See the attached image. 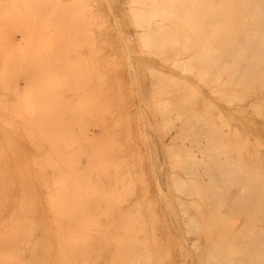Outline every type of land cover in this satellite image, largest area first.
<instances>
[{
    "label": "rangeland",
    "instance_id": "obj_1",
    "mask_svg": "<svg viewBox=\"0 0 264 264\" xmlns=\"http://www.w3.org/2000/svg\"><path fill=\"white\" fill-rule=\"evenodd\" d=\"M1 1H3V0H0V2ZM9 1H10V3H7ZM9 1L6 0V1H3L2 3H0L1 8L5 7V9H1V8L0 9L5 10L2 12L3 13L6 12L7 16H8L6 18V13L2 14V12L0 11V15L1 16L3 15L2 16L3 18L0 16V88H1L0 91L2 92V93L0 92V102H1L0 105L5 103L4 101L2 102V100L4 99L2 96H3V93H5V89H4L5 85H3V84H7L9 86L11 85L13 87H14V84H16L15 86H17V87H14L15 89L13 88V90L14 91L16 90L15 94L17 93L16 95H19L20 97L25 96L22 94L29 92L32 89L31 88L32 85H36L37 86V87L35 86L36 89H34V87L32 86L34 89L33 90L34 92L32 90L29 92L30 96L32 95L31 96V100H32L31 102L32 103H28L29 104L28 107L30 106L31 109H29L30 108L29 107L28 111L29 110L30 111L25 113V117L27 116L25 121H27L26 124H29V125H31V124L37 125L39 122V125H37L38 126L37 128L34 126V127H31V129H30V126H27L24 124L25 128L23 125L22 127L18 128L19 131L13 130L9 126L7 127L5 124L6 123V117H5V115L2 114L3 113V106L1 105V107H2V109L0 110V124H1V126L7 127V129L10 128V130L9 129L8 130L10 132L14 131L15 134L21 133L20 134L21 136L18 134L17 135L20 138L21 137L22 138L20 139L18 136H16L13 133H11V136H10L9 131H7L6 128L3 129V127H2L0 130V133H1L0 134V140H1L0 141V239L2 237V239L0 240V254H1L0 255V264H55V263L56 264H59V263L60 264H72L75 260H72L73 262L69 263L71 261V260H69L70 258L76 259V261L74 262L75 264H185V263L186 264H201V263L202 264H226V262H230V263L232 262V264H235L234 259L237 260L236 261V264H237L238 259H240L242 256L246 260V262H245L246 264L248 262H249V264H252V263L253 264H256V263L257 264H264V257H263L264 256V247H263L264 238H261V237H263V235H261V234H264V230H263L264 226H261L262 229L259 226L260 223H261L260 225L264 224L263 221H262L263 223L261 222V220H264V219H262L264 216L263 215L264 213H262V212H264V60H263L264 59V55H263L264 53L261 54L262 52H264V45L261 44V42L264 43V39H263L264 33L261 32V30L264 31V2H263L264 0H259V1L258 0H248L249 1V2H247L248 5L246 4V7H247L246 9H248L247 10L248 13L246 12V15H244V16H246V18H244V17L242 18V16L240 17V16L231 15V13H229V11L227 9V7H229L228 3H227L228 5L222 6L223 8H225V9L221 10L222 14L216 13V11L214 10L216 5L213 4L212 0H206V1H208L207 5L209 3L208 7L205 6V4H206L205 1L202 2L201 0L200 1L198 0L199 4H202L203 7H207L209 10L207 8H206L207 10H205V8H202V7H200V9L198 10L196 8L197 7L196 6V7H194L195 8V11H194L193 10L194 9L193 4L191 3L190 5H191L193 11L189 12L190 13L189 15L190 16L194 15V16H192V20L196 19V22L198 24L199 23L204 24L201 22H205V20H207L206 21L207 25L205 23L204 25H201V27H199V25L196 22H194V20L192 22H190L191 20L190 21L188 20V23L195 25L193 27H196V25H198V27L200 28V29L199 28L197 29V27H196V29L198 31H194L195 28L192 30L191 28H193V27L189 26V24H187V23H184V22H186V20L188 18H190L189 16H188V18L186 16L187 19H184L185 18L184 16L186 15V13H185V15L183 14V17H184L183 20H185V21L182 23L183 20L180 18L181 13L183 11V8L186 5H188V4H185L184 1H186V3H189V2H187L188 0H182V1L179 0L178 4H180L181 2H183L185 4V5H183V3L180 4L181 6H184L181 10V13H179L180 14L179 18L182 21L180 20L181 21L180 22L179 18H177L179 22L170 21V20L166 21V18H165V20L164 19H161V20L158 19V21L154 20L152 22L153 28L151 29V32L149 33V34H151L150 35L151 39L149 38V36H148L149 39L144 37L147 34L144 35L145 32H143L141 27L138 28L137 25H135L133 15H132L133 11H130V9L132 7H131V5H129L127 3L128 0H81V1L77 0V2H75V0H63V1L62 0H38L39 2L37 0H32L33 2L28 1L29 3H27V0H26L25 1L26 5H25L23 0L22 1L16 0L18 2H15L14 0L13 1L9 0ZM35 1H37V2H35ZM42 1L45 3H43ZM192 1L194 3V1H197V0H192ZM13 2L15 5H18L17 8H19V10L16 8H14L15 10L13 9V6H14ZM21 2L24 3L23 6H22ZM40 2H41V4H40ZM170 2H171V0H166L165 5H164L166 7L165 8L166 12L169 14L171 12L170 11L171 8H172V11L174 12L173 6L171 8H169L171 6V5H169ZM6 3H7V5H6ZM37 3L39 4V6ZM11 4H13V5H11ZM29 5L31 6V10H30L31 12L29 11V9H30ZM36 5L38 6V8H41V9L39 10ZM41 5H43V6H41ZM80 5L83 7V8L82 7L81 8L84 11L80 8ZM180 5H178L179 9H181ZM196 5H198V4H196ZM10 6H11V9H13V10H10ZM71 6L74 8H72ZM188 6H186V8H184V9L185 10L189 9ZM198 6H200V5H198ZM7 7L9 8V10ZM111 7L113 8V11H112ZM175 7H177V6L175 5ZM34 8H37V9L34 10ZM70 8H72L73 11L70 10ZM196 9H197V11H196ZM7 10L10 11V14H13L14 12L16 14L9 15V12H7ZM16 10H18V12H20V13H17ZM165 10L161 11V13L159 15H163L162 12H165ZM200 10H203L204 12L202 11V12L197 13ZM258 10L260 11V13ZM178 11H180V10H178ZM178 11H176L177 14H178ZM24 12H25V14L22 15L21 13H24ZM38 12H39V16H38L39 19L37 18ZM73 12H75V13H73ZM173 12H171L172 15L171 14L170 15L175 18V16L173 15L174 14ZM31 13H33V14H31ZM112 13H114V15ZM202 13L203 14L205 13L203 15V17H206V19H203V17H201ZM86 14H88V15H86ZM177 14L175 13L176 16H177ZM247 14H249V15H247ZM260 14H262V15H260ZM19 15H20V18H18ZM27 15H29L30 18H28ZM79 15H80V18H79ZM106 15H108V17ZM112 15H113V17H112ZM166 15L167 14H165V16L164 15L163 16L166 17ZM170 15H168L169 18H171V20H174ZM163 16H161V17L163 18ZM195 16L201 17L202 20L199 17L197 18ZM226 16H228V17H226ZM84 17L87 18V19L85 18V20H87V23L84 20ZM114 17L115 18L117 17V18L115 19ZM193 17H195V18H193ZM237 17H239V18H237ZM231 18H234V19H231ZM64 19H65V21H64ZM114 19L117 20V24H116V21H114ZM197 19H199L200 21ZM248 19H250V20H248ZM74 21L76 24L74 23ZM82 21H84V22H82ZM110 21H112V22H110ZM243 21H246V23L245 22L243 23ZM113 22L115 24H113ZM154 22L157 24H155ZM175 22H176V25L179 24L178 25L179 28H175V27H177L175 25ZM251 22H253L252 27L253 28L255 27L258 31L255 28L253 29L252 27H250ZM77 23L78 24L81 23V24L77 25ZM59 24H61L59 26L60 29H59V27H57ZM168 24H170V26H171V24H173L170 28H173L174 32L172 31V29L168 28V26H169ZM209 24L214 29H212ZM76 25L79 26L78 28L80 29V31H78L79 29L76 28L77 27ZM120 25L124 30L120 27ZM34 26H35V28H34ZM186 26H188V27H186ZM36 28H37V30H35ZM114 28H115V30H114ZM57 29H58V32H57ZM118 29H119V31H118ZM175 29H178V30L184 29L185 30V31L184 30L178 31L181 34L180 36H182V39L181 38L179 39V33L176 32ZM83 30L85 32L86 31L87 32L85 33ZM121 30H123V31H121ZM163 30H165V31H163ZM167 30H168V33H170L171 35L175 34V36L177 37V41H176V37L173 36V38L171 37L173 42H170L171 41V39L169 40L170 35L168 34L169 35L168 36L166 34ZM169 30H171V32ZM160 31H162V32H160ZM112 32H115V33H112ZM164 32H166V33H164ZM191 32H192V34H191ZM227 32H229V33H227ZM117 33H118V35H117ZM163 33L166 36H164ZM195 33L198 36H196ZM210 33H212V35H210ZM231 33L234 34L235 37ZM240 33H241V35H240ZM39 34H41V35H39ZM58 34H60L61 36L59 37ZM140 34L141 35L143 34V35L140 36ZM186 34H187L188 38H187ZM222 34H224V35H222ZM237 34L239 35L240 38H246L249 36L248 37L249 39L248 40H246L247 38L243 39L242 40L243 42H242L241 39L238 38ZM33 35L35 36L36 39L34 38ZM115 35H117L118 38L115 37ZM121 35H123V36L121 37ZM214 35H215V37H214ZM217 35H220V36L218 37ZM227 35L232 37V38H230V37L228 38ZM244 35L246 37H244ZM3 36H5V37H3ZM163 36L165 37V39H163L164 41H167V37H168L169 43L168 42L164 43V41H161V38H163ZM225 36H226V38H225ZM254 36H255V38H254ZM143 37H144V39L146 38V40H150V41H147L149 44V47L147 46V43L145 42L146 40H143ZM190 37H191V39H190ZM58 38H59V40H58ZM140 38H142V39H140ZM67 39H68V41H67ZM101 39L103 41H101ZM125 39L127 42L125 41ZM158 39H160V41ZM178 39H179V41L181 40L180 42L183 44H179L180 42L178 41ZM203 39L204 40L207 39L209 44L213 42L211 44L212 46L209 45L213 48L207 47L208 46V45H206L207 41L204 42ZM223 39L225 40V42ZM228 39H229V41H228V43H226ZM32 40H34V41L32 42ZM216 40L218 41L217 43H216ZM244 40L246 42H249L250 44L249 43L246 44V42ZM259 40H261V41L259 42ZM57 41H58V43H57ZM239 41H240V44L238 45V43H236V42H239ZM142 42H144V44L146 43V45L142 44ZM159 42H163V43H159ZM219 42L222 44H219ZM127 43L130 45H128ZM154 43H156V44L154 45ZM167 43L170 44V46L172 45V47H174L178 43V45L175 46L174 48H172V47L170 48L168 45L169 50L167 49V51H169V52H171L170 51V49H171L173 51V54H176V55H172L171 53L169 54L168 52H167V54H168L167 55L165 52L166 50H164V51L162 50L163 53H165V54H163L160 51V49L159 50L156 49L158 44L160 46H163L161 48L164 49V47L167 46ZM185 43H187V45H185ZM200 43H202L203 45ZM234 43H236V46L238 48L235 47V45H233ZM226 44H229L228 46L231 45L232 49L236 48L237 51L238 50L240 51V49L245 47V46L243 47V45H246L245 49H242L243 51L241 50L240 53L237 52L238 55H241V53H243L244 55L242 54V56H240V57L243 58V56H246V59H244V58L240 59V57H236V56H238L235 53L236 50L234 52L230 51L235 56H233V54L231 56V55H229V53H228L229 56H227L228 50L226 51V49L230 48V47H228ZM251 44H253V45H251ZM259 44H260V46H259ZM33 45H34V48H33ZM183 45L186 47H184ZM219 45H220V47H222V46L223 47L221 49H218V48H220ZM125 46H127V47L125 48ZM200 46H202V47H200ZM204 46L208 50L204 49L205 48ZM217 46H218V48H217ZM224 46L226 47V49H223V48H225ZM239 46H240V48H239ZM251 47L256 49V51H254L255 53L253 52V50H252L253 48L251 49ZM177 48H178V50H177ZM189 48H191V49L189 50ZM209 48L212 50H210ZM248 48H250L253 52L252 60L250 57L252 52L250 50H248ZM56 49H60V51H56ZM123 50H124V52H123ZM198 50H200V51H198ZM203 50L206 52L204 53ZM224 50H225V52H222V54H221L220 51H224ZM29 51L31 54L29 53ZM151 51H153V53ZM178 51H180L181 53H179ZM201 51H203V52L201 53ZM208 51H209V57L214 56V55L210 56V55H212V53H215L216 56H219L218 54H220V56H222V57L226 55L225 56L226 62H222L220 56L214 57V59H216L217 61L220 60L219 63L222 65V67L219 63H218V65H219L218 67H213V66H217V61H216V63H212L210 61L211 58H209L208 55H206ZM13 52H15V53H13ZM57 52H58V54H57ZM129 52H130V54H129ZM154 52H161L163 54V56H161V53L159 56L157 53L154 54ZM194 52H197V53H194ZM210 52H211V54H210ZM3 53H5V55H3ZM131 53H133V54H131ZM177 53H179L178 56H177ZM180 54H181V56H180ZM194 54H195V56H194ZM2 55L5 57H3ZM91 55L93 57H91ZM125 55H126V58H125ZM128 55H129V57H128ZM196 55L198 56L197 57L198 61L196 60L197 59ZM256 55H257V57H256ZM169 56H171V59L169 58ZM203 56H204V59L202 58ZM247 56L250 57V59L248 57L249 64H247L248 63ZM94 57H96V58L94 59ZM173 57L175 60L172 59ZM92 58H93V60H92ZM150 58H152V60H150ZM167 58H169L170 61H169V59L166 60ZM194 58H196V59H194ZM1 59H5V60H1ZM41 59H42V61H40ZM127 59H129V60H127ZM162 59H163V61H162ZM238 59L242 60L245 64ZM254 59H256V60H254ZM34 60H35V62H34ZM105 60H106V62H105ZM164 60L167 62H165ZM179 60L181 61V63H179V65H177L178 62H176V61H179ZM203 60H204V62H203ZM207 60H209V61H207ZM227 60H229V61L232 60V61L228 62ZM234 60L235 61L238 60L237 63H239V64H237ZM3 61H5V63L1 64V62H3ZM93 61L95 62V64L93 63ZM127 61H129L131 63H127ZM158 61H160V62H158ZM188 61H189V63H187ZM223 61H225V59ZM149 62H151V63H149ZM191 62L194 64V66H192L194 68L191 67ZM200 62H201V65H200ZM209 62H211V63H209ZM33 63H35V65ZM96 63H97V65H96ZM183 63H185V65H186V63L188 64V65H186V68H187V69H185L186 71L184 70L185 67L183 68ZM226 63L228 66L226 65ZM126 64H129V65H126ZM1 65L5 66V67H3V66L1 67ZM22 65L23 66L25 65V67H22ZM39 65H40L41 69H39L40 68ZM130 65H132V67ZM181 65H182V67H181ZM198 65H200V66H198ZM204 65H206V66H204ZM225 65H226V67H225ZM235 65H237V66H235ZM7 66H8V69L6 68ZM32 66L36 67V71L37 70L38 71L36 72L34 70L35 68ZM48 66L50 68H48ZM129 66L131 68H133V67L134 68L131 70V68ZM195 66L199 67V69L195 68ZM10 67H13V68H10ZM15 67H17V69H19V72H16ZM30 67L34 71H32L30 69ZM57 67H59V69H57ZM173 67H175V68H173ZM178 67H180V68H178ZM1 68H3V69H1ZM44 68L46 70H44ZM47 68L49 70H47ZM205 68H207V70ZM191 69H192V71H191ZM201 69H203V70H201ZM228 69H229V71H228ZM247 69L250 72H247L246 71ZM29 70H31L32 73ZM71 70H72V72L70 73ZM198 70H200L201 72ZM9 71H10V73H9ZM128 71L132 72V74H129ZM204 71L208 74V77H205L206 73H204ZM207 71L208 72L210 71V72L208 73ZM211 71L213 73H211ZM241 71L242 72L244 71V73H242ZM198 72L201 73L202 78H201V75L198 74ZM37 73H38V76L34 75V77L32 76V78H31V80H33V78H35V80L33 82L31 80H28V78L30 76L29 74L33 75V74H37ZM64 73L66 74L65 76H64ZM101 73H102V75H101ZM202 73H204V74H202ZM246 73H247V75H245ZM15 74H16V76H15ZM160 74H162V75H160ZM212 74L215 76L212 77L211 76ZM238 74H241V76ZM39 75H40V77H39ZM219 75H220V77H219ZM231 75H232V77H231ZM5 77H7L8 79H5ZM16 77H17V79H15ZM134 77H136V78H134ZM229 77H230V80H232V81L229 80ZM37 78H41L38 81L39 83L37 82ZM50 78H52V79H50ZM100 78H102V79H100ZM168 78L170 80L172 78H174V79H172V80H174V82L173 81H171V82L176 83V84L170 83V80ZM204 78H206V79H204ZM175 79H176V81H175ZM239 79H240V81H239ZM178 80L179 81L182 80V81L179 82ZM226 80H228V81H226ZM30 81H31V83H29ZM44 81L45 82L47 81V83H45ZM133 81L135 83H137V85L135 84V86H134ZM167 81H169V82H167ZM131 82H132V84H131ZM165 82H166V84H165ZM41 83L44 86L39 85ZM100 83H102V84H100ZM139 83H141V84H139ZM222 83H224V84H222ZM225 83H226V85H225ZM230 83H231V85H230ZM129 84H131L132 86H130ZM190 84H192V86H194V90ZM233 84H235L236 87ZM167 85H169V86H167ZM185 85H186V88H185ZM245 85H246V87H245ZM25 86L27 88H29V91L27 90V92H26ZM40 86L44 88L45 92H43L44 90ZM82 86H83V88H82ZM152 86H154V87H152ZM183 86L186 90L183 88ZM39 87L42 90H40ZM45 87L46 88L48 87L51 90L48 88L46 89ZM124 87H126V88H124ZM169 87H170V89H168ZM173 87H175V88H173ZM178 87L181 90L176 89ZM69 88H70V90H69ZM72 88H73V90H72ZM137 88H138V90H137ZM163 88H165L167 91H164L163 94L161 93V95L163 96V97H161L160 95H158V93H159V91L162 92ZM213 88H215V89H213ZM124 89H125V91H124ZM171 89L172 90L174 89V91H172ZM190 89H192V90H190ZM23 90H24V92H23ZM54 90L56 91L55 93H53ZM40 91H42V93H40ZM134 91H135V94H134ZM171 91L173 92V94L171 93V95H170ZM35 92L38 94L39 98L42 96L41 99H43V103L45 102L44 104L42 103V100L38 98V96ZM98 92H99V94H98ZM132 92H133V94H131ZM156 92H158V93H156ZM168 92H169L168 96L172 97L171 99H170V97H168L166 95V94H168ZM220 93H221V95H220ZM8 95L11 96V94H8ZM26 95L28 97V93ZM49 95H51V96L49 97ZM135 95H137V96H135ZM226 95H227V97H226ZM157 96H159V97L157 98ZM46 97H47V100H46ZM130 97H131V99H130ZM137 97H139V98L136 99ZM37 98L39 99L40 102L38 101ZM49 98L51 101L49 100ZM105 98H106V101H105ZM173 98H176L177 100L173 99ZM198 98H199V100H198ZM36 99L39 102V104L36 102ZM53 99L54 100L56 99V100L54 101ZM139 99H141V102L144 104H142ZM167 99L170 100L169 101V102H171L170 104L166 103ZM209 99H210V101H209ZM238 99H239V101H238ZM44 100H46V101H44ZM57 100H59V101H57ZM60 100H61V102H60ZM151 100H153V101H151ZM173 100H176V103ZM47 102H48V104H47ZM54 102H56V103H54ZM91 102H92V104H91ZM99 102H100V105H99ZM164 103L166 104V106ZM182 103H184V104H182ZM198 103H200V104H198ZM31 104H33V105H31ZM37 104L39 106H37ZM45 104H46V106H45ZM135 104H136L137 108H136ZM168 104H169V106H168ZM185 104H187V105H185ZM41 105L44 107V109L46 111L43 108H40V107H42ZM72 105H73V107H72ZM138 105L142 106L143 110H142V107H139ZM34 106L36 108L37 107L38 108L36 109ZM101 106H102V109H101ZM56 107H58L59 109L61 107V109L58 110ZM83 107L86 108V110H84ZM163 107L166 109H163ZM47 108L50 109L49 112L50 113L52 112L51 114L48 113ZM178 108H180V109H178ZM209 108H212V109H210L211 111L209 110ZM215 108H217V109H215ZM100 109H101V111H100ZM127 109H129V110H127ZM39 111H41V112L38 113ZM82 111L85 113V115H83L84 113ZM185 111H187V112H185ZM42 112L44 113L43 115L46 117H44L42 115ZM45 112L47 113V115ZM53 112L58 113V115L53 113ZM33 113L37 116V118H36V116L33 115L35 117V120L33 119V116H32ZM138 113H139V115H138ZM142 113H144V114H142ZM163 113H165L164 114L165 116L163 115ZM189 113H190V115H189ZM37 114L42 115V116H40L41 117L40 119H42L44 117V122H41V120L38 119L39 116ZM80 114H82V116H80ZM202 115H203V117H202ZM79 116H80V118H79ZM146 116H149L150 119L148 120V117H146ZM159 116H160V118H159ZM184 116H185V118H183ZM219 116H221V117H219ZM53 117L55 120L53 119ZM82 117H83V120H82ZM141 117L145 118V120ZM181 117H182V121H181ZM64 118L65 119L67 118L66 119L67 121ZM78 118H79V121L77 120ZM138 118H140V120ZM141 119L143 120V124H141L142 123ZM28 120H33V122L34 121H37V122L33 123L32 121L29 122ZM146 120H147L146 123H149L151 120L150 123L153 125L152 126L151 124H149L153 127V128L151 127L152 129H150L151 131L149 130L150 126L145 123ZM162 120H164V121H162ZM197 120H199V121L197 122ZM56 121H57V123H56ZM59 121L65 122V123H62L60 126ZM82 121H84V122H82ZM157 122H159V123H157ZM165 122H167V123H165ZM219 122H221L220 123L221 126L219 125ZM42 123L46 127L43 128ZM46 123H47L48 127L50 126V128L47 127ZM144 123L146 125H144ZM40 124H42V125H40ZM183 124H184V127H183ZM40 126H42V127H40ZM56 126H58V127H56ZM165 126L167 128H165ZM194 126H195V128H194ZM79 127H81V128H79ZM139 127L142 130L144 128H146V129H144L143 131L142 130L139 131ZM174 127H176V128H174ZM21 128L24 129L27 133H30L29 131L33 132L32 129L33 130L35 129L33 132L34 135L32 134L33 136H31V133H30V135L26 134V132H23V130ZM75 128H76V130H75ZM49 129H50V131H49ZM55 129H57V130H55ZM69 129L72 131H69ZM146 130L148 131L146 133V135L148 137L147 136L145 137ZM168 130H169V133H168ZM42 131H44L46 133H43ZM152 131H154V132H152ZM205 131H206V133H205ZM65 132H67V133H65ZM68 132L70 134H68ZM3 133L7 134L8 137H3V136H5V134H3ZM54 133H56L58 135L56 136ZM62 133H63V136H62ZM140 133H141V135H140ZM143 133H144V135H143ZM12 134L16 137H14ZM46 134H48V135H46ZM34 136L36 137V138H34V140H36L35 144L38 143V144H36V146L38 148L32 147V146H35V145H33L34 142H32L33 139H31V137H34ZM43 136L47 137V138L41 139ZM48 136L50 137L49 138L50 141L47 140ZM51 136L52 137L54 136V138H52ZM154 136H156V137L158 136L157 139H156V137L154 138ZM182 136H183V138H182ZM192 136H193V138H192ZM197 136H199V137H197ZM17 137L20 140H16L15 138H17ZM195 137L199 138V140L195 139ZM25 138H27L28 140L27 139L25 140ZM57 138L61 139L62 141H60V140L56 141ZM143 138L146 140H143ZM22 141H24V142H22ZM195 141H198V142H195ZM17 142H19V143H17ZM48 142L50 143V145H48L49 144ZM61 142H63V143H61ZM109 142L115 147L110 145ZM114 142L117 143V145H114L115 144ZM156 142H158V144ZM194 142H195V144H194ZM54 143L57 144L58 146L55 147ZM206 143H208V144H206ZM18 144L24 145L25 147L22 148V146L18 145ZM6 145H8L9 148ZM69 145H71V146H69ZM108 145H110V147H108ZM40 146H42V147H40ZM193 146L195 149L193 148V149L189 150V148H191ZM145 147H146V149H145ZM150 147H151V149L148 150L147 148H150ZM173 147H175L174 150L173 149L171 150V148H173ZM243 147H245V148H243ZM79 148L80 149L82 148V149L77 151ZM109 148L111 149V151L113 150L112 153H111V151H109L111 154L107 151V149H109ZM160 148L162 149V151ZM248 148H250V149H248ZM6 149H8L9 152L6 151ZM37 149H38V151H37ZM58 149H60V150L58 151ZM167 149H169V150H167ZM29 150H30V152H29ZM151 150H152V152H151ZM203 150H204V152H203ZM250 150L252 153L250 152ZM74 151H75V153H74ZM80 151H82V154ZM167 151H168V153L170 152V154H168ZM31 152H32V154H31ZM52 152L57 153V157H55L56 155L54 156V154ZM127 152H128V155H127ZM172 152H173V154H172ZM188 152L190 153L189 155H188ZM8 153L9 154L11 153V156ZM71 153H74L75 156L77 153V156L76 157L74 155L72 156ZM148 153H150V155ZM191 153H193L194 160L196 159L195 161L193 160V157L191 158V156H193V155H191ZM18 154H20V155H18ZM101 154H102V156H101ZM70 156H72V158H73V160H71L72 162H84L85 164L87 163L90 167L93 166L97 170H101V173H102L98 177H93L92 175L87 176L89 179L88 178L86 179V181H89V183L87 182V184H89L88 185V187H89L88 192L90 195H88V197H87V200L89 202L88 210L85 211V209H84L83 214L85 215V219L87 220V226L90 229V233H89L90 237L87 239V241L85 243L80 244V246H77V247H76V245L73 246L75 248V250H76V248H77V250H79L78 252H80V253H78V254L76 252L77 250L76 251L73 250V252H72V249H71L72 245L71 244L68 243V245H67V243H66V241L68 242L67 238H66L67 240L65 239V241H63L66 244H64L63 242L61 244L59 242V236H58L59 234H58L57 229H55L54 226L53 227L49 226L50 225V221H49L50 217H49L48 209H47L45 200L43 198L42 191L37 187L36 181L33 178L34 175L31 172V168H30V166H32V163H33L35 158H36L35 162L37 159H38L37 161H48V162H50V160L52 161L53 158L55 160L56 159L59 160L58 157H60V159H62L61 161H64V158H66V160H70L71 159ZM91 156H93V157H91ZM180 156L183 160L180 158ZM32 157L33 158L35 157V158L33 159ZM51 157H52V159H51ZM123 157L125 159H123ZM147 157L152 162L148 161ZM175 157H177V159ZM116 158H117V160H116ZM31 159H33V160L31 161ZM177 160L179 162L178 163L179 165L176 164ZM185 160H187V161H185ZM90 161H92V163ZM102 162H104V164ZM184 162H187V163H184ZM189 162H191V165L189 164ZM210 162H213V163H210ZM151 163H155L156 165L155 164L151 165ZM181 163H183L184 169H186L187 171L184 170L183 168L182 169L184 171L181 169V167H183ZM164 164L166 167L163 166ZM109 165H111V166L109 167ZM175 166H178V167H175ZM93 167L91 169H93ZM164 168L166 170H164ZM158 169H160V170H158ZM236 169H238V171ZM155 170H156L158 175L156 174ZM105 171H107V172H105ZM153 171H154V173H153ZM159 171L161 172V174L159 173ZM195 172H196V174H195ZM204 172H205V174H204ZM241 172H242V174H240ZM172 173L175 175L172 176ZM215 173H216V175H215ZM245 173H246V175H245ZM153 175L154 176L157 175V177L155 178ZM159 175H161V176H159ZM177 175H179L178 176L179 179H178ZM240 175H242V176L244 175L241 182H240V179L242 176H240ZM175 176H176V179L178 180V183H176L177 180L175 179ZM124 177H126V179H127L125 182L133 181V184L131 186L132 188L128 194V195H130V197L127 195V200H126L127 202H123V196L121 197V200H119V195H118L119 187H120V185L123 184L124 181L122 179H124ZM172 177L175 179L174 181H173ZM223 178H225V179H223ZM112 179H113V182H112ZM157 179L159 180L160 184L164 185L165 187L164 186L160 187L159 183L157 182L158 181ZM180 179H182V181L186 180L185 184L187 183V181H190V180L193 181V183L190 181L186 184V189L184 190L185 193H183L181 189H179L181 191L180 193H179V191L176 192L177 189H175V187L176 188L179 187V183L181 182ZM211 180H212V182H211ZM243 180H245V181H243ZM195 181L198 183L201 181V183H199L200 185L197 184ZM213 181H216L217 183L216 182L213 183ZM218 182L220 185L218 184ZM166 183H167V185H165ZM189 183H191V185ZM230 183H232V184H230ZM236 183H238V184H236ZM192 184L195 188L194 191L197 190L198 192L193 191ZM201 184L204 186H201ZM234 184H235V186L236 185H238V186L235 187ZM112 185H113V187H112ZM210 185L212 186V189H211ZM245 185H246V187H245ZM250 185H252V186H250ZM95 186L97 187V189ZM239 186H240V188H239ZM162 187H164L165 189L168 188L167 190H165L167 193H165L164 195H163V193H164L163 189L164 188H162ZM224 187H225V190H224ZM227 187H229V188H227ZM117 188H118V192H117ZM197 188H199V189H197ZM215 188H216V190H215ZM230 189H232V190H230ZM108 190L110 191V193ZM211 190H213V191H211ZM228 190H230V191L228 192ZM249 191H251V192H249ZM226 192H228V193L226 194ZM246 192H247V194H249V193L250 194L247 196ZM196 193H197V196H196ZM218 193L219 194L221 193V195H218ZM97 194H99V195H97ZM216 194L218 197L216 196ZM222 194H224V195H222ZM233 194H234V196H233ZM165 195L169 196L170 198L169 197L167 198ZM235 195L236 196L238 195V197H236ZM221 196H223V197H221ZM158 197H160V198H158ZM92 198H93V200H91ZM180 198L183 199L184 202L186 201V203L184 205L182 204L183 201ZM229 198L231 199V201L229 200ZM260 198H261V200H259ZM160 199H162V200H160ZM166 199L168 200L167 203H169V204H170V201H172L170 205H167ZM179 199L181 200V202ZM216 199L217 200L219 199V200L217 201ZM220 199H222V200H220ZM117 200H118V202H117ZM236 200H237V202L235 203ZM243 200H246L247 203L245 201L243 202ZM137 201H139L140 203H142V202L145 203L144 206L146 207V211L143 213V217L141 218V224H143V225H141L139 223L135 224L136 227H134L133 229H135L136 232L132 233V232H129L130 229L132 231V227H121V226L124 225L125 223H127L128 219L132 215L136 214V206L134 205V203ZM178 201H179V203H178ZM227 201L230 203H228ZM257 201H259L258 205H257ZM260 201H261V203H260ZM119 202L121 204H119ZM189 202H191V203L195 202V203H193L192 207L195 206V207H193V209H196V211H193V213L195 212L196 216L193 215V213H191V211H192V210H190L191 204H189ZM252 203L253 204L256 203V205H253ZM164 204L167 206L166 209H165L166 206ZM204 204H206V206ZM172 205H173V208L175 206L174 209L172 208ZM185 205L187 206V208L188 207L190 208V209L188 208L190 210V212L188 209H187L188 210L187 212H186V210H184ZM119 206H121V208L123 207L122 212L119 211ZM168 206H170L169 209H168ZM212 206H214V207H212ZM246 206H248V207H246ZM39 207H40V209H39ZM215 207L217 209H215ZM233 207H235V208H233ZM106 209H107V213L104 212V213H106V215H105L103 213V211H106ZM203 209L205 211H203ZM244 209L246 211H244ZM169 210L174 211V213H172V211L170 212ZM178 210H179V212H178ZM182 210H183V212H182ZM254 210H256V211H254ZM101 212H102V214H101ZM188 213L189 214L191 213V215H189ZM238 213L240 216L238 215ZM73 214H74V216L76 215L75 213H73ZM204 214L206 215L205 218H210V217L211 218L206 219L207 221H205L204 219L199 221L201 218H203L202 215H204ZM241 214H242V216H241ZM19 215H22V216L20 217ZM169 215H171V217ZM223 215H226L228 218L223 216ZM254 215L255 216L258 215V216H256L258 218V220L255 219L256 220L255 221L254 219H251ZM167 216H169V217H167ZM178 216H179V218H178ZM193 216L196 218H192ZM207 216H209V217H207ZM190 218L194 219L193 223H189L186 221V219L188 220ZM2 219H5V220H2ZM249 220H251L250 223H249ZM3 221H5V222H3ZM18 221H19V223H18ZM216 221H218V222H216ZM230 221H232V223ZM257 221H259V222H257ZM13 222L17 224L16 227H15ZM199 222H202L203 225H205V224H207V225L202 226V224ZM252 222L257 223V224L259 223V224L258 225L252 224ZM19 224L21 225V227ZM192 224L193 225L194 224L201 225L203 229L202 228H201V230L197 229ZM223 224H225L226 226ZM231 225L233 227V230L231 228ZM241 225H242V227L244 226V228L247 225V228L245 230L243 229L242 231H245V234H246V235L244 234L245 236H247L248 233L250 232L249 237L242 236L243 234H242V232H240L242 229ZM248 225L249 226L253 225V227H254L253 229H255V227H256V230H254V232H252L253 229L250 228L251 229V231H250L248 229L249 228ZM255 225H257V226H255ZM224 226H225V228H223ZM11 227H13L14 231H15V229H17V231L20 230L19 234L15 233V232L13 233V231H11L12 230ZM205 227H208L210 230L204 229ZM214 227H215V231L217 233H215L213 235ZM239 227L241 229H239ZM257 227H260V230H262V231L257 229ZM23 228H25V229L23 230ZM124 228H126V229H124ZM141 229H143L142 232H141ZM223 229H225V230H223ZM229 229L231 231L230 233H229ZM234 229H235V231H234ZM122 230H124V231H122ZM203 230H204V232H203ZM247 230L249 231L248 233H247ZM29 231L31 234L29 233ZM218 231L220 233H218ZM257 231L258 232L260 231L263 233H260V232L258 233ZM119 232L120 233L126 232L127 235L119 238V236H118ZM138 232H139V234H138ZM238 232L240 234H238ZM255 232H256V234H258V236L260 238H258L257 236L256 237L254 236V235H256ZM11 233H13V235ZM120 233H119V235H120ZM222 233H223V236L226 235V237L223 238V236H220V234L222 235ZM226 233H228V234H226ZM233 233L237 234V238L239 239L238 240L239 243L241 242V239H242V241H245L244 244H246L247 246H253L252 248L248 247L249 250L246 249L248 251L249 255L246 254L247 251L245 249H244L245 251L242 249L240 250L241 252L244 251L245 254L242 253L243 254L242 255L241 253H239L240 251L237 250L236 246H234V248H235V251L238 252L237 253L238 255L237 254H236L237 256L234 255L236 252H233L234 254H231V252H232V250H234V248H230V247H233V245H235V244L236 245L239 244V243L235 242V241H237L236 240L237 238L233 239L235 244L232 243L231 244L232 246L229 244L230 243L229 241H233L232 240V238H234ZM251 233L254 235H252ZM16 234H18V235H16ZM216 234H218V235H216ZM209 235H210V237H209ZM227 235H232L233 237L232 236L227 237ZM240 235L243 238H241ZM251 235L255 237V239H256V240L254 239L255 241L250 240L251 238H253V237H251ZM50 236H52L53 238ZM213 236H215L217 238L215 239V237H213ZM132 237L134 238V240ZM12 238H13V240H12ZM15 238H16V240H15ZM107 238H108L109 242L107 241ZM127 238L128 239L130 238L129 243H128ZM225 238H227V239H225ZM244 238H247V240L246 239L244 240ZM210 239H214V241H216L218 243L214 242L213 240L210 241ZM220 239L222 240L223 244L221 243ZM259 239H260V241H259ZM6 240H7V242H8V240H10L9 243L6 244V242H5ZM52 240H54V241H52ZM121 240H124V241H122V243H121ZM131 241H134V242L132 243ZM247 241H248V243H251V242H255V243H251L252 245L251 244L248 245ZM2 242H5V243H2ZM141 242L143 245L141 244ZM209 242H210V244L212 243L211 244L212 247L209 244ZM215 243H216L217 247H216ZM56 245H57V248H56ZM62 245L64 247H62ZM65 245L67 246V249H68V247H70V248L67 250ZM246 245H244L245 248H246ZM59 246L62 249L64 248V250L68 251L67 253L64 251L65 252L64 254H67L68 256H70V258H68V256L65 257L66 255H64L62 253L61 248H58ZM239 247H240V244L238 245V249H239ZM240 248H242V245ZM214 249H215V251H213ZM56 250H58V251L54 252ZM229 251H231V252H229ZM251 251H252V253H250ZM98 252L100 253V256H98L99 255ZM54 254L57 256H55ZM91 254H93L92 258H91ZM254 254H256V255H254ZM51 255H53L54 257ZM218 256L222 259L219 258V260H218ZM257 256L258 257L260 256V257L258 258ZM52 257H53V260H51ZM77 257H79L80 260ZM147 257H148V259H147ZM211 257H212V259H211ZM249 257H250V259H249ZM255 257H257V258L254 262L253 261L254 259H252V258H255ZM2 258H5V259L1 260ZM242 258H241L242 262H241V260L239 261V263L241 262V264L244 263L243 262L244 259H242ZM201 259H202V262H201ZM216 259H217V261H216ZM203 260L205 263L203 262ZM222 260L225 262H223ZM247 260H248V262H247ZM50 261H52V262L50 263ZM61 261H62V263H61ZM219 261L221 263H219Z\"/></svg>",
    "mask_w": 264,
    "mask_h": 264
},
{
    "label": "bare ground",
    "instance_id": "obj_2",
    "mask_svg": "<svg viewBox=\"0 0 264 264\" xmlns=\"http://www.w3.org/2000/svg\"><path fill=\"white\" fill-rule=\"evenodd\" d=\"M3 1H6V0H3ZM3 1H1L0 3H2ZM9 1V0H8ZM11 1H13V0H11ZM15 2H18V1H16V0H14ZM22 1V0H21ZM24 1V3H25V1L26 0H23ZM28 1H31V2H33L32 0H27V3H29ZM38 1V0H37ZM37 1H35V2H37ZM63 1V0H62ZM78 1H81V0H78ZM180 1H182V0H180ZM200 1V0H199ZM199 1L197 0V1H194V3H193V1L192 0H188L187 2H189V3H186V1H184L185 2V4H188V5H186V6H188V8L189 9H184V8H186V6L184 7V6H181L180 4L181 3H183V2H181L180 4H178L179 3V0H171V2L169 3V5H171L169 8H171L172 6L174 7V12L172 11V8H171V12H173L174 14V16H175V18L173 17V16H171L172 15V13L170 12V14L169 13H167L166 12V10H165V2H166V0H128V4L129 5H131V9H130V11H133L132 12V15H133V19H134V23H135V25H137V27L138 28H140L141 27V29L143 30V32H145V34L144 35H146V36H144V37H146L147 39H149L150 38V35L151 34H149L150 32H151V29L153 28V21L154 20H157L158 21V19L159 20H161V19H164L165 20V18H166V21L168 20H170V21H176V22H179L181 19L183 20V18L184 19H187L188 18V16L191 18H188L187 20H186V22H184L185 20H181L182 21V23L184 22V23H187V24H189V26H191V27H193V26H195V25H192V24H190V23H188V20L190 21V22H192L193 20H194V22H196V19H193L192 20V16H194V15H192V16H190L189 14V12H192L193 10L195 11V8L194 7H196L198 10L200 9V7H202V8H205V10H207L208 8V5H209V3H208V5H207V2L208 1H206V0H201L202 2H206V4H205V6H207V7H203V5L202 4H199ZM213 1V4L214 5H216V7H215V11H216V13H218V14H222V9H225V8H223L222 6H225V5H228L229 4V7H227V9H228V11H229V13H231V15H234V16H242V18L244 17V18H246V16H244V15H246V12L248 13V9H246L247 7H246V4H247V2H249L248 0H212ZM259 1V0H258ZM39 2V1H38ZM43 2V1H42ZM75 2H77V0H75ZM103 2V1H102ZM176 2V3H175ZM264 2V1H263ZM7 3H10V1L9 2H7ZM7 3H6V5H7ZM12 3V2H11ZM24 3L23 2H21V4H22V6L24 5ZM43 3H45V2H43ZM83 3V2H82ZM81 3V4H82ZM87 3V2H86ZM193 4V10H192V7H191V5L190 4ZM201 3V2H200ZM228 3V4H227ZM13 4H14V2H13ZM13 4H11V5H13ZM38 4V3H37ZM40 4H41V2H40ZM68 4V3H67ZM75 4V3H74ZM73 4V5H74ZM112 4V3H111ZM177 6V7H175V5ZM184 3H183V5H185ZM195 4V5H194ZM196 4H198V5H200V6H198V5H196ZM25 5H26V3H25ZM72 5V4H71ZM83 5V4H82ZM102 5V4H101ZM178 5H180V8L181 9H179L178 7ZM202 5V6H201ZM248 5V4H247ZM17 6L18 5H15L14 4V6H13V9L14 8H16V9H18L19 10V8H17ZM20 6V5H19ZM30 6V5H29ZM28 6V7H29ZM37 6V5H36ZM38 6H39V4H38ZM38 6H37V8H38ZM41 6H43V5H41ZM40 6V7H41ZM104 6V5H103ZM113 6V5H112ZM261 6V5H260ZM72 7V6H71ZM82 6L80 5V8H81ZM115 7V6H114ZM184 7V8H183ZM199 7V8H198ZM0 8H1V4H0ZM8 8V7H7ZM27 8V7H26ZM37 8H34V10H36ZM72 8H74V7H72ZM72 8H70V10H72ZM83 8V7H82ZM81 8V9H82ZM112 8V7H111ZM130 8V7H129ZM178 8V9H177ZM182 8H183V11H182V13H181V10H182ZM191 8V9H190ZM207 8V9H206ZM1 9H5V7H3V8H1ZM0 9V11L2 12V11H5V10H1ZM13 9H11V6H10V10H13ZM29 9V8H28ZM39 10L41 9V8H38ZM68 9V8H67ZM197 9H196V11H197ZM253 9V8H252ZM8 10H9V8H8ZM7 10V12H9V15H14V14H16L15 12L13 13V14H10V11H8ZM15 10V9H14ZM18 10H16L17 11V13H20V12H18ZM21 10V9H20ZM31 10V6H30V9H29V11ZM69 10V9H68ZM77 10V9H76ZM83 10V9H82ZM91 10V9H90ZM147 10V11H146ZM165 10V12H162V14L165 16V14H167L166 15V17H164L163 15H159L160 13H161V11H164ZM178 10H180V11H178ZM185 10V11H184ZM204 10V9H203ZM203 10H200V11H198L197 13H199V12H202ZM209 10V9H208ZM73 11V10H72ZM84 11V10H83ZM106 11V10H105ZM112 11H113V8H112ZM176 11H178V14H177V12ZM257 11V10H256ZM259 11V10H258ZM12 12V11H11ZM22 12V11H21ZM31 12V11H30ZM55 12V11H54ZM204 12V11H203ZM6 13V12H5ZM5 13H3L2 12V14H5ZM70 13V12H69ZM73 13H75V12H73ZM72 13V14H73ZM78 13V12H77ZM107 13V12H106ZM105 13V14H106ZM175 13L177 14V16L175 15ZM179 13H181V17H180V14ZM185 13H186V15H185ZM188 13V14H187ZM259 13H260V11H259ZM22 15H24L25 14V12L24 13H21ZM31 14H33V13H31ZM44 14V13H43ZM80 14V13H79ZM113 15H114V13H112ZM183 14L185 15L184 17H183ZM205 14V13H204ZM203 13H202V16L201 17H203V15H204ZM208 14V13H207ZM206 14V15H207ZM228 14V13H227ZM21 15V16H22ZM36 15V14H35ZM86 15H88V14H86ZM113 15H112V17H113ZM168 15H170L174 20H171V18H169V16ZM179 15V16H178ZM200 15V14H199ZM230 15V16H231ZM247 15H249V14H247ZM260 15H262V14H260ZM1 16V15H0ZM3 16V15H2ZM1 16V17H2ZM16 16V15H15ZM28 16V18H30L29 17V15H27ZM38 16H39V12H38V15H37V18H38ZM41 16V15H40ZM85 16V15H84ZM107 17H108V15H106ZM161 16H163V18L161 17ZM186 16H187V18H186ZM208 16V15H207ZM222 16V15H221ZM229 16V17H230ZM252 16V15H251ZM250 16V17H251ZM8 16H7V13H6V18H7ZM17 17V16H16ZM83 17V16H82ZM81 17V18H82ZM181 19H180V18ZM195 17H197V16H195ZM195 17H193V18H195ZM199 17V16H198ZM197 17V18H198ZM201 17H199L200 19H201ZM209 17V16H208ZM225 17V16H224ZM226 17H228V16H226ZM253 17V16H252ZM3 18V17H2ZM18 18H20V15L18 16ZM24 18V17H23ZM36 18V17H35ZM79 18H80V15H79ZM85 18L86 17H84V20H85ZM115 18V17H114ZM117 18V17H116ZM115 18V19H116ZM177 18H179V21H178V19ZM237 18H239V17H237ZM241 18V19H242ZM249 18V17H248ZM39 19V18H38ZM87 19V18H86ZM110 19V18H109ZM114 19V21H116V24H117V20H115ZM177 19V20H176ZM203 19H206V17H203ZM210 19V18H209ZM208 19V20H209ZM226 19V18H225ZM231 19H234V18H231ZM240 19V20H241ZM77 20V19H76ZM82 20V19H81ZM197 20H199V19H197ZM202 20V19H201ZM248 20H250V19H248ZM59 21V20H58ZM64 21H65V19H64ZM78 21V20H77ZM86 21V23H87V20H85ZM91 21V20H90ZM156 21V22H157ZM180 21V22H181ZM200 21V20H199ZM204 21V20H203ZM206 21L207 20H205V22H201V23H206ZM232 21V20H231ZM234 21V20H233ZM80 22V21H79ZM82 22H84V21H82ZM110 22H112V21H110ZM119 22V21H118ZM176 22H175V25H176ZM246 23V21H243V23ZM74 23H75V21H74ZM85 23V24H86ZM103 23V22H102ZM155 23V22H154ZM173 23V22H172ZM197 23V22H196ZM195 23V24H196ZM241 23V22H240ZM252 23L253 22H251V26L250 27H252ZM25 24V23H24ZM76 24V23H75ZM74 24V25H75ZM81 24V23H80ZM80 24H78L77 23V25H80ZM113 24H115L114 22H113ZM155 24H157V23H155ZM198 24V23H197ZM204 24H198L199 25V27H201V25H204ZM213 24V23H212ZM250 24V23H249ZM61 24H59L57 27H59ZM76 25V26H77ZM83 25V24H82ZM152 25V26H151ZM159 25V24H158ZM169 26H168V28H170L173 24H171V26H170V24H168ZM179 25V24H178ZM178 25H176L177 27H175V28H179L178 27ZM181 25V24H180ZM198 25H196V27H197V29L199 28L198 27ZM206 25H207V23H206ZM210 25V24H209ZM37 26V25H36ZM115 26V25H114ZM113 26V27H114ZM213 26V25H212ZM79 26H77L76 28H78ZM82 27V26H81ZM120 27H121V25H120ZM155 27V26H154ZM167 27V26H166ZM186 27H188V26H186ZM190 27V28H191ZM196 27H193V28H191L192 30L195 28V30L194 31H198L197 29H196ZM209 27V26H208ZM210 27H211V25H210ZM34 28H35V26H34ZM62 28V27H61ZM122 28V27H121ZM165 28V27H164ZM181 28V27H180ZM212 28V27H211ZM253 28V27H252ZM255 28V27H254ZM253 28V29H254ZM59 29H60V27H59ZM74 29V28H73ZM79 29V28H78ZM113 29V28H112ZM123 29V28H122ZM170 29H172V31L174 32V29L173 28H170ZM200 29V28H199ZM212 29H214V28H212ZM256 29V28H255ZM35 30H37V28L35 29ZM72 30V29H71ZM114 30H115V28H114ZM124 30V29H123ZM123 30H121V31H123ZM161 30V29H160ZM176 30V32H178V31H183L182 29H180V30H178V29H175ZM189 30V29H188ZM191 30V31H192ZM208 30V29H207ZM249 30V29H248ZM257 30V29H256ZM261 30V29H260ZM259 30V31H260ZM78 31H80V29L78 30ZM84 31V30H83ZM89 31V30H88ZM113 31V30H112ZM118 31H119V29H118ZM134 31V30H133ZM163 31H165V30H163ZM170 32H171V30H169ZM185 31V30H184ZM209 31V30H208ZM212 31V30H211ZM210 31V32H211ZM258 31V30H257ZM35 32V31H34ZM57 32H58V29H57ZM82 32V31H81ZM85 32V31H84ZM83 32V33H84ZM87 32V31H86ZM85 32V33H86ZM117 32V31H116ZM135 32V31H134ZM160 32H162V31H160ZM167 32V33H166ZM166 32H164V33H166L170 38H169V40L171 39V41L170 42H173L172 41V38H173V36H175V34L173 35H171L170 33H168V30L166 31ZM190 32V31H189ZM213 32V31H212ZM216 32V31H215ZM234 32V31H233ZM244 32V31H243ZM249 32V31H248ZM261 32L262 33H264V31L263 30H261ZM260 32V33H261ZM100 33V32H99ZM112 33H115V32H112ZM164 33H163V35H164ZM179 33V32H178ZM200 33V32H199ZM227 33H229V32H227ZM235 33V32H234ZM254 33V32H253ZM62 34V33H61ZM70 34V33H69ZM142 34V35H143ZM191 34H192V32H191ZM196 34V33H195ZM214 34V33H213ZM232 34V33H231ZM243 34V33H242ZM39 35H41V34H39ZM59 35V37L61 36L60 34H58ZM117 35H118V33H117ZM117 35H115V37H117ZM141 34H140V36H142ZM181 34L179 33V39L181 38L182 39V36H180ZM201 35V34H200ZM199 35V36H200ZM210 35H212V33H210ZM222 35H224V34H222ZM230 35V34H229ZM233 36H234V34H232ZM238 35V34H237ZM240 35H241V33H240ZM6 36V35H5ZM5 36H3V37H5ZM34 36V35H33ZM70 36V35H69ZM88 36V35H87ZM123 35H121V37H122ZM126 36V35H125ZM148 36H149V38H148ZM164 36H166V35H164ZM163 36V38H161V41H164L163 39H165V37ZM186 36H187V34H186ZM196 36H198L197 34H196ZM218 37L220 36V35H217ZM216 36V37H217ZM257 36V35H256ZM262 36V35H261ZM89 37V36H88ZM120 37V38H121ZM144 37H143V40H146V38L144 39ZM172 37V38H171ZM176 37V36H175ZM202 37V36H201ZM214 37H215V35H214ZM227 37L229 38L230 36H228L227 35ZM235 37V36H234ZM242 37V36H241ZM244 37H246L245 35H244ZM249 37V36H248ZM248 37H246V38H240L239 37V35H238V38L239 39H241V41L243 40V39H246V40H248L249 38ZM253 37V36H252ZM263 37V36H262ZM34 38H35V36H34ZM33 38V39H34ZM118 38V37H117ZM186 38V37H185ZM187 38H188V36H187ZM224 38V37H223ZM225 38H226V36H225ZM224 38V39H225ZM230 38H232V37H230ZM254 38H255V36H254ZM36 39V38H35ZM70 39V38H69ZM89 39V38H88ZM140 39H142V38H140ZM151 39V38H150ZM155 39V38H154ZM179 39H178V41H179ZM190 39H191V37H190ZM200 39V38H199ZM223 39V40H224ZM238 39V40H239ZM264 39V38H263ZM58 40H59V38H58ZM90 40V39H89ZM159 41H160V39H158ZM186 40V39H185ZM189 40V39H188ZM196 40V39H195ZM204 40V39H203ZM209 40V39H208ZM212 40V39H211ZM222 40V41H223ZM236 40V39H235ZM34 40H32V42H33ZM67 41H68V39H67ZM101 41H103L102 39H101ZM121 41V40H120ZM125 41H126V39H125ZM147 41H150V40H146L145 42L147 43V46L149 47V44H148V42ZM176 41H177V37H176ZM181 41V40H180ZM179 41V42H180ZM200 41V40H199ZM207 41V39L206 40H204V42H206ZM220 41V40H219ZM221 41V42H222ZM228 41H229V39L227 40V42L226 43H228ZM237 41V40H236ZM245 41V40H244ZM250 41V40H249ZM261 40H259V42H260ZM27 42V41H26ZM115 42V41H114ZM124 42V41H123ZM127 42V41H126ZM152 42V41H151ZM150 42V43H151ZM154 42V41H153ZM158 42V41H157ZM165 42H168L169 43V41H168V37H167V41H164V43ZM178 42V43H179ZM187 42V41H186ZM189 42V41H188ZM197 42V41H196ZM203 42V41H202ZM218 41L216 40V43H217ZM224 42H225V40H224ZM223 42V43H224ZM243 42V41H242ZM246 42V41H245ZM244 42V43H245ZM258 42V43H259ZM30 43V42H29ZM57 43H58V41H57ZM121 43V42H120ZM129 43V42H128ZM127 43V44H128ZM131 43V42H130ZM146 43L144 44V42H142V44H144V45H146ZM159 43H163V42H159ZM167 43V46L166 47H164V49H162L161 47H163V46H160L159 44V46L157 45V47H156V49L157 50H159L160 49V51L163 53V51L164 50H166L165 52H166V54H167V52L170 54H172V55H176V54H173V51L170 49V51L171 52H169V51H167V49H168V45H169V47L171 48L172 47V45L170 46V44H168ZM178 43L175 45V46H177L178 45ZM198 43V42H197ZM213 43V42H212ZM212 43H208V41L206 42V45H208L207 47H211L212 45ZM215 43V42H214ZM236 43H238V45L240 44V41L239 42H236ZM236 43H234L233 45H235V47H237L236 46ZM247 43H249V42H246V44ZM257 43V44H258ZM66 44V43H65ZM64 44V45H65ZM68 44V43H67ZM126 44V45H127ZM152 44V43H151ZM156 43H154V45H155ZM179 44H183V43H179ZM191 44V43H190ZM200 44H202V43H200ZM199 44V45H200ZM219 44H222V43H220L219 42ZM230 44V43H229ZM229 44H226L227 46L229 45ZM250 44V43H249ZM248 44V45H249ZM261 44H263L264 45V43L263 42H261ZM41 45V44H40ZM125 45V44H124ZM128 45H130V44H128ZM127 45V46H128ZM185 45H187V43H185ZM189 45V44H188ZM203 45V44H202ZM205 45V46H206ZM209 45H211V46H209ZM217 45V44H216ZM224 45V44H223ZM251 45H253V44H251ZM39 46V45H38ZM117 46V45H116ZM127 46H125V48L127 47ZM151 46V45H150ZM174 46V47H175ZM184 46V45H183ZM204 46V47H205ZM241 46V45H240ZM240 46H239V48H240ZM246 47V45H243V47ZM259 46H260V44H259ZM36 47V46H35ZM174 47H172V48H174ZM184 47H186V46H184ZM190 47V46H189ZM200 47H202V46H200ZM203 47V48H204ZM216 47V46H215ZM219 47H220V45H219ZM223 47V46H222ZM222 47H220V48H218V46H217V48L218 49H221ZM225 47V46H224ZM228 47H230V48H227L226 49V47L225 48H223V49H226V51H227V56H229V55H231L232 56V54L233 53H231L232 51L234 52L235 50H236V48H233L232 49V46L230 45V46H228ZM245 47L244 48H242V49H245ZM255 47V46H254ZM33 48H34V45H33ZM41 48V47H40ZM64 48V47H63ZM130 48V47H129ZM147 48V47H146ZM151 48V47H150ZM180 48V47H179ZM211 48H213V47H211ZM238 48V47H237ZM253 47H251V49H252ZM27 49V48H26ZM106 49V48H105ZM131 49V48H130ZM155 49V50H156ZM182 49V48H181ZM185 49V48H184ZM191 48H189V50H190ZM204 49H207L206 47L204 48ZM210 49V48H209ZM216 49V48H215ZM242 49H240V51L242 50ZM247 49V48H246ZM250 48H248V50H250L251 52H252V50H253V52L254 51H256V49L255 48H253L252 50H251ZM255 49V50H254ZM261 49V48H260ZM129 50V49H128ZM163 50V51H162ZM169 50V49H168ZM177 50H178V48H177ZM188 50V51H189ZM208 50V49H207ZM210 50H212V49H210ZM263 50V49H262ZM16 51V50H15ZM56 51H60V49H56ZM70 51V50H69ZM130 51V50H129ZM197 51V50H196ZM198 51H200V50H198ZM204 51V50H203ZM203 51H201V53L203 52ZM218 51V50H217ZM231 51V52H230ZM240 51L238 50H236L235 51V53L237 54V52H239L240 53ZM243 51V50H242ZM245 51V50H244ZM123 52H124V50H123ZM152 53H153V51H151ZM161 52H154V54L155 53H157L159 56H160V53ZM179 53H181L180 51H178ZM206 51H204V53H205ZM212 52V51H211ZM211 52H210V54H211ZM219 52V51H218ZM217 52V53H218ZM221 52V54H222V52H225V50L224 51H220ZM246 52V51H245ZM253 52L251 53V55H250V57H251V60H252V54H253ZM6 53V52H5ZM5 53H3V55H5ZM13 53H15V52H13ZM29 53H30V51H29ZM49 53V52H48ZM92 53V52H91ZM98 53V52H97ZM134 53V52H133ZM133 53H131V54H133ZM161 53V56H163V54H165V53H163L162 54ZM179 53H177V56L179 55ZM194 53H197V52H194ZM199 53V52H198ZM228 53H229V55H228ZM248 53V52H247ZM250 53V52H249ZM255 53V52H254ZM264 52H262L261 54H263ZM31 54V53H30ZM57 54H58V52H57ZM90 54V53H89ZM101 54V53H100ZM126 54V53H125ZM129 54H130V52H129ZM242 54L243 53H241V55H238V56H236V57H240V56H242ZM246 54V53H245ZM2 55V56H3ZM94 55V54H93ZM102 55V54H101ZM112 55V54H111ZM168 55V54H167ZM206 55H208V57H209V51L207 52V54ZM205 55V56H206ZM214 55V56H213ZM219 56H220V54H218ZM224 55V54H223ZM244 55V54H243ZM247 55V54H246ZM264 55V54H263ZM13 56V55H12ZM32 56V55H31ZM180 56H181V54H180ZM194 56H195V54H194ZM200 56V55H199ZM210 56H213V57H209V58H211V62L212 63H216V59H214V57H219V56H216L215 55V53H212V55H210ZM226 56V55H225ZM225 56H220L221 57V60H222V62H226V58H225ZM233 56H235L234 54H233ZM3 57H5V56H3ZM42 57V56H41ZM91 57H93L92 55H91ZM99 57V56H98ZM128 57H129V55H128ZM198 56L196 55V58H197ZM207 57V58H208ZM248 57L249 56H247V61H248ZM250 57H249V59H250ZM256 57H257V55H256ZM263 57V56H262ZM12 58V57H11ZM79 58V57H78ZM96 57H94V59H95ZM124 58V57H123ZM125 58H126V55H125ZM156 58V57H155ZM154 58V59H155ZM169 58L171 59V56H169ZM169 58H167L166 60H168ZM179 58V57H178ZM196 58H194V59H196ZM203 59H204V56L202 57ZM208 58V59H209ZM231 58V57H230ZM235 58V57H234ZM242 57H240V59H241ZM243 58L244 59H246V56H243ZM242 58V59H243ZM161 59V58H160ZM170 59H169V61H170ZM172 59H174V57L172 58ZM183 59V58H182ZM187 59V58H186ZM213 59V60H212ZM225 59V61H223ZM240 59H238V60H240ZM257 59V58H256ZM256 59H254V60H256ZM262 59V58H261ZM1 60H5V59H1ZM92 60H93V58H92ZM123 60V59H122ZM127 60H129V59H127ZM150 60H152V58H150ZM175 60V59H174ZM191 60V59H190ZM197 61H198V58L196 59ZM195 60V61H196ZM215 60V61H214ZM236 60V59H235ZM234 60V61H235ZM237 60V61H238ZM253 60V61H254ZM260 60V59H259ZM264 60V59H263ZM38 61V60H37ZM40 61H42V59L40 60ZM47 61V60H46ZM53 61V60H52ZM104 61V60H103ZM125 61V60H124ZM162 61H163V59H162ZM165 61V60H164ZM168 61V62H169ZM180 61V60H179ZM179 61H176V62H178V64L177 65H179V63H181V61L179 62ZM186 61V60H185ZM196 61V62H197ZM201 61V60H200ZM207 61H209V60H207ZM214 61V62H213ZM228 62H231V61H229V60H227ZM237 61H235L236 63H237ZM240 61H242V60H240ZM34 62H35V60H34ZM98 62V61H97ZM105 62H106V60H105ZM126 62V61H125ZM158 62H160V61H158ZM165 62H167V61H165ZM183 62V61H182ZM203 62H204V60H203ZM211 62H209V63H211ZM220 62V60H218L217 61V66H213V67H218L219 65H218V63ZM243 62V61H242ZM3 63H5V61H3V62H1V64H3ZM55 63V62H54ZM93 63L95 64V62L93 61ZM127 63H131V62H129V61H127ZM133 63V62H132ZM149 63H151V62H149ZM187 63H189V61L187 62ZM186 63V65H188ZM207 63V62H206ZM244 63V62H243ZM242 63V64H243ZM9 64V63H8ZM7 64V65H8ZM34 65H35V63H33ZM48 64V63H47ZM135 64V63H134ZM174 64V63H173ZM199 64V63H198ZM208 64V63H207ZM220 64V63H219ZM237 64H239V63H237ZM245 64V63H244ZM247 64H249V61H248V63ZM251 64V63H250ZM38 65V64H37ZM36 65V66H37ZM72 65V64H71ZM78 65V64H77ZM96 65H97V63H96ZM126 65H129V64H126ZM148 65V64H147ZM185 65V63H183V68H184V70L185 69H187L186 68V65ZM200 65H201V62H200ZM200 65H198V66H200ZM221 65V64H220ZM226 65H227V63H226ZM226 65H225V67H226ZM262 65V64H261ZM3 65H1V67H2ZM131 67H132V65H130ZM129 66V67H130ZM175 66V65H174ZM192 66H194V64L191 62V67ZM203 66V65H202ZM204 66H206V65H204ZM228 66V65H227ZM233 66V65H232ZM235 66H237V65H235ZM239 66V65H238ZM243 66V65H242ZM3 67H5V66H3ZM22 67H25V65L23 66L22 65ZM32 67H34V66H32ZM39 67H40V65H39ZM87 67V66H86ZM96 67V66H95ZM130 67V68H131ZM181 67H182V65H181ZM221 67H222V65H221ZM247 67V66H246ZM249 67V66H248ZM7 69H8V66L6 67ZM10 68H13V67H10ZM16 68V72H19V69H17V67H15ZM20 68V67H19ZM35 69V71H36V67H34ZM48 68H50L49 66H48ZM47 68V70H49ZM62 68V67H61ZM98 68V67H97ZM96 68V69H97ZM134 68V67H133ZM133 68H131V70L133 69ZM173 68H175V67H173ZM178 68H180V67H178ZM192 68H194V67H192ZM195 68H198L199 69V67H196L195 66ZM229 68V67H228ZM245 68V67H244ZM250 68V67H249ZM1 69H3V68H1ZM30 69H31V67H30ZM39 69H41V67L39 68ZM55 69V68H54ZM53 69V70H54ZM57 69H59V67H57ZM189 69V68H188ZM206 70H207V68H205ZM210 69V68H209ZM216 69V68H215ZM235 69V68H234ZM242 69V68H241ZM18 70V71H17ZM32 70V69H31ZM31 70H29L30 72H31ZM34 70H32V71H34ZM44 70H46L45 68H44ZM75 70V69H74ZM128 70V69H127ZM130 70V69H129ZM130 70V71H131ZM152 70V69H151ZM195 70V69H194ZM193 70V71H194ZM197 70V69H196ZM201 70H203V69H201ZM245 70V69H244ZM21 71V70H20ZM38 71V70H37ZM36 71V72H37ZM41 71V70H40ZM59 71V70H58ZM79 71V70H78ZM99 71V70H98ZM130 71H128L129 72V74H132V72H130ZM154 71V70H153ZM186 71V70H185ZM191 71H192V69H191ZM190 71V72H191ZM198 71H200V70H198ZM228 71H229V69H228ZM234 71V70H233ZM247 72H250V71H248V69L246 70ZM245 71V72H246ZM72 72V70L70 71V73ZM173 72V71H172ZM196 72V71H195ZM201 72V71H200ZM200 72H198V74L199 75H201V73ZM203 72V71H202ZM208 72V71H207ZM210 72V71H209ZM208 72V73H209ZM242 72V71H241ZM8 73V72H7ZM9 73H10V71H9ZM15 73V72H14ZM32 73V72H31ZM43 73V72H42ZM45 73V72H44ZM50 73V72H49ZM55 73V72H54ZM78 73V72H77ZM160 73V72H159ZM204 73H206L205 71H204ZM204 73H202V74H204ZM211 73H213L212 71H211ZM210 73V74H211ZM231 73V72H230ZM237 73V72H236ZM239 73V72H238ZM242 73H244V71L242 72ZM241 73V74H242ZM254 73V72H253ZM20 74V73H19ZM18 74V75H19ZM46 74V73H45ZM241 74H238V75H240L241 76ZM17 75V76H18ZM23 75V74H22ZM30 76H29V78H28V80H31V78H32V76L34 77V75H36V76H38V73L37 74H29ZM43 75V74H42ZM66 74L64 73V76H65ZM72 75V74H71ZM70 75V76H71ZM74 75V74H73ZM101 75H102V73H101ZM135 75V74H134ZM160 75H162V74H160ZM207 75V76H206ZM206 75H205V77H208V74L206 73ZM218 75V74H217ZM216 75V76H217ZM221 75V74H220ZM220 75H219V77H220ZM245 75H247V73L245 74ZM15 76H16V74H15ZM68 76V75H67ZM69 76V77H70ZM136 76V75H135ZM158 76V75H157ZM212 77L213 76H215V75H211ZM234 76V75H233ZM8 77V76H7ZM7 77H5V79H8ZM14 77V76H13ZM19 77V76H18ZM39 77H40V75H39ZM51 77V76H50ZM99 77V76H98ZM102 77V76H101ZM218 77V76H217ZM222 77V76H221ZM231 77H232V75H231ZM246 77V76H245ZM21 78V77H20ZM24 78V77H23ZM53 78V77H52ZM52 78H50V79H52ZM89 78V77H88ZM131 78V77H130ZM129 78V79H130ZM134 78H136V77H134ZM142 78V77H141ZM171 78V77H170ZM194 78V77H193ZM201 78H202V75H201ZM200 78V79H201ZM216 78V77H215ZM239 78V77H238ZM15 79H17V77L15 78ZM14 79V80H15ZM25 79V78H24ZM39 79H41V78H37V82L39 81ZM54 79V78H53ZM58 79V78H57ZM60 79V78H59ZM100 79H102V78H100ZM132 79V78H131ZM164 79V78H163ZM169 79V78H168ZM172 79H174V78H172ZM170 80V83H172V84H176V83H173L174 82V80ZM178 79V78H177ZM204 79H206V78H204ZM27 80V81H28ZM35 80V78H33V80H31L32 82ZM56 80V79H55ZM64 80V79H63ZM87 80V79H86ZM140 80V79H139ZM210 80V79H209ZM214 80V79H213ZM229 80H230V77H229ZM243 80V79H242ZM247 80V79H246ZM9 81V80H8ZM16 81V80H15ZM14 81V82H15ZM18 81V80H17ZM26 81V80H25ZM31 81L29 82V83H31ZM85 81V80H84ZM132 81V80H131ZM137 81V80H136ZM171 81H173V82H171ZM175 81H176V79H175ZM179 81V80H178ZM180 81H182V80H180ZM179 81V82H180ZM226 81H228V80H226ZM230 81H232V80H230ZM238 81V80H237ZM239 81H240V79H239ZM10 82V81H9ZM41 82V81H40ZM45 82V81H44ZM134 82V81H133ZM167 82H169V81H167ZM214 82V81H213ZM218 82V81H217ZM236 82V81H235ZM26 83V82H25ZM36 83V82H35ZM39 83V82H38ZM45 83H47V81L45 82ZM44 83V84H45ZM67 83V82H66ZM82 83V82H81ZM113 83V82H112ZM163 83V82H162ZM182 83V82H181ZM184 83V82H183ZM240 83V82H239ZM28 84V83H27ZM100 84H102V83H100ZM131 84H132V82H131ZM131 84H129L130 86H132ZM135 84L137 85V83H135L134 82V86H135ZM139 84H141V83H139ZM165 84H166V82H165ZM205 84V83H204ZM222 84H224V83H222ZM236 84V83H235ZM235 84H233V85H235ZM238 84V83H237ZM3 85H5V93H3V100H2V102L4 101L5 103H3V104H1L2 106H3V115H5V117H6V126L8 127H11V129H13V130H16V131H19L18 130V128H20V127H22L24 124L25 125H27V126H30V129H31V127H38L37 125H39V122H38V124L37 125H35V124H31V125H29V124H26L27 123V121H25V119L27 118V116L25 117V113L26 112H29L28 111V108L30 107H28V103H32L31 101V96H30V91L32 90H34V89H36L35 88V86L36 85H32L33 87H34V89H33V87L31 86V90L29 91V88H27L26 86V92H27V90L29 91V92H27L28 93V97H27V93H23L22 95H25V96H23V97H20L19 95H16L15 94V92H16V90L14 91L13 90V88L14 87H17V86H15L16 84H14V87L13 86H9V85H7V84H3ZM13 85V84H12ZM39 85H42V86H44L42 83L41 84H39ZM47 85V84H46ZM45 85V86H46ZM56 85V84H55ZM170 85V84H169ZM169 85H167V86H169ZM184 85V84H183ZM187 85V84H186ZM186 85H185V88H186ZM191 86H192V84H190ZM210 85V84H209ZM225 85H226V83H225ZM230 85H231V83H230ZM53 86V85H52ZM127 86V85H126ZM176 86V85H175ZM228 86V85H227ZM244 86V85H243ZM37 87V86H36ZM41 87V86H40ZM39 87V88H40ZM81 87V86H80ZM101 87V86H100ZM152 87H154V86H152ZM166 87V86H165ZM177 87V86H176ZM209 87V86H208ZM233 87V86H232ZM235 87H236V85H235ZM245 87H246V85H245ZM249 87V86H248ZM43 90H44V88L43 87H41ZM40 88V90H42ZM46 88V87H45ZM48 88V87H47ZM46 88V89H47ZM52 88V87H51ZM56 88V87H55ZM67 88V87H66ZM82 88H83V86H82ZM124 88H126V87H124ZM136 88V87H135ZM141 88V87H140ZM161 88V87H160ZM173 88H175V87H173ZM183 88H184V86H183ZM184 88V89H185ZM192 88H193V90H194V86H192ZM221 88V87H220ZM242 88V87H241ZM1 89V88H0ZM15 89V88H14ZM17 89V88H16ZM48 89H50V88H48ZM81 89V88H80ZM165 88H163L162 90V92L161 91H159V93L158 92H156V93H158V95H160L161 97H163L162 95H161V93L163 94V92L164 91H167L166 89L164 90ZM168 89H170V87L168 88ZM176 89H180L179 87L178 88H176ZM213 89H215V88H213ZM226 89V88H225ZM240 89V88H239ZM39 90V89H38ZM51 90V89H50ZM67 90V89H66ZM69 90H70V88H69ZM72 90H73V88H72ZM91 90V89H90ZM135 90V89H134ZM137 90H138V88H137ZM160 90V89H159ZM172 90V89H171ZM181 90V89H180ZM186 90V89H185ZM184 90V91H185ZM190 90H192V89H190ZM223 90V89H222ZM233 90V89H232ZM58 91V90H57ZM99 91V90H98ZM124 91H125V89H124ZM131 91V90H130ZM136 91V90H135ZM135 91H134V94H135ZM172 91H174V89L172 90ZM170 92V95H171V93L173 94V92ZM1 92V91H0ZM23 92H24V90H23ZM34 92V91H33ZM32 92V93H33ZM43 92H45V90L43 91ZM49 92V91H48ZM56 91L54 90V92L53 93H55ZM138 92V91H137ZM140 92V91H139ZM155 92V91H154ZM178 92V91H177ZM192 92V91H191ZM190 92V93H191ZM196 92V91H195ZM194 92V93H195ZM216 92V91H215ZM2 93V92H1ZM36 93V92H35ZM40 93H42V91H40ZM47 93V92H46ZM45 93V94H46ZM51 93V92H50ZM142 93V92H141ZM167 93V92H166ZM165 93V94H166ZM228 93V92H227ZM8 94H11V96H9ZM37 94V93H36ZM49 94V93H48ZM58 94V93H57ZM98 94H99V92H98ZM131 94H133V92L131 93ZM140 94V93H139ZM199 94V93H198ZM197 94V95H198ZM229 94V93H228ZM2 95V94H1ZM21 95V96H22ZM41 95V94H40ZM53 95V94H52ZM102 95V94H101ZM141 95V94H140ZM167 96L169 95V92H168V94H166ZM165 95V96H166ZM195 95V94H194ZM220 95H221V93H220ZM37 96H38V94H37ZM51 95H49V97H50ZM55 96V95H54ZM79 96V95H78ZM135 96H137V95H135ZM164 96V97H165ZM42 97V96H41ZM41 97L39 98V96H38V98L39 99H41ZM159 96H157V98H158ZM160 97V98H161ZM168 97H170V99L172 98L171 96H168ZM193 97V96H192ZM223 97V96H222ZM226 97H227V95H226ZM34 98V97H33ZM36 98V97H35ZM37 98V99H38ZM58 98V97H57ZM72 98V97H71ZM139 97H137L136 99H138ZM150 98V97H149ZM152 98V97H151ZM156 98V97H155ZM188 98V97H187ZM243 98V97H242ZM9 99V100H8ZM37 99H36V102L39 104V99H38V101H37ZM52 99V98H51ZM60 99V98H59ZM68 99V98H67ZM130 99H131V97H130ZM135 99V100H136ZM142 99V98H141ZM141 99H139L140 100V102H141ZM162 99V98H161ZM173 99H176V98H173ZM35 100V99H34ZM42 100V103H43V99H41ZM46 100H47V97H46ZM46 100H44V101H46ZM49 100H50V98H49ZM54 100V99H53ZM52 100V101H53ZM56 100V99H55ZM54 100V101H55ZM177 100V99H176ZM176 100H173V101H175V103H176ZM197 100V99H196ZM198 100H199V98H198ZM223 100V99H222ZM51 101V100H50ZM57 101H59V100H57ZM56 101V102H57ZM67 101V100H66ZM94 101V100H93ZM105 101H106V98H105ZM119 101V100H118ZM151 101H153V100H151ZM155 101V100H154ZM170 100L169 99H167V102L166 103H171V102H169ZM189 101V100H188ZM209 101H210V99H209ZM238 101H239V99H238ZM56 102H54V103H56ZM60 102H61V100H60ZM63 102V101H62ZM70 102V101H69ZM90 102V101H89ZM101 102V101H100ZM100 102H99V105H100ZM136 102V101H135ZM134 102V103H135ZM139 102V103H140ZM144 102V101H143ZM163 102V101H162ZM184 102V101H183ZM197 102V101H196ZM1 103V102H0ZM45 103V102H44ZM43 103V104H44ZM68 103V102H67ZM66 103V104H67ZM75 103V102H74ZM85 103V102H84ZM102 103V102H101ZM142 103V102H141ZM174 103V104H175ZM178 103V102H177ZM185 103V102H184ZM184 103H182V104H184ZM193 103V102H192ZM37 104V106H39ZM42 104V105H43ZM47 104H48V102H47ZM86 104V103H85ZM89 104V103H88ZM91 104H92V102H91ZM138 104V103H137ZM142 104H144V103H142ZM165 104V103H164ZM169 104H168V106H169ZM198 104H200V103H198ZM207 104V103H206ZM1 105H0V110L2 109V107H1ZM31 105H33V104H31ZM36 105V104H35ZM41 105V106H42ZM54 105V104H53ZM84 105V104H83ZM160 105V104H159ZM185 105H187V104H185ZM233 105V104H232ZM45 106H46V104H45ZM55 106V105H54ZM68 106V105H67ZM88 106V105H87ZM132 106V105H131ZM135 106H136V104H135ZM139 107H142V106H140V105H138ZM145 106V105H144ZM165 106H166V104H165ZM176 106V105H175ZM35 107V106H34ZM50 107V106H49ZM48 107V108H49ZM72 107H73V105H72ZM100 107V106H99ZM98 107V108H99ZM161 107V106H160ZM202 107V106H201ZM33 108V107H32ZM36 108V107H35ZM38 108V107H37ZM36 108V109H37ZM40 108H43L44 109V107L42 106V107H40ZM39 108V109H40ZM47 108V109H48ZM51 108V107H50ZM53 108V107H52ZM58 110H60L61 109V107H60V109L58 108V107H56ZM69 108V107H68ZM82 108V107H81ZM84 108V107H83ZM112 108V107H111ZM136 108H137V106H136ZM147 108V107H146ZM29 109H31V107L29 108ZM101 109H102V106H101ZM101 109H100V111H101ZM163 109H166V108H164L163 107ZM178 109H180V108H178ZM207 109V108H206ZM210 109H212V108H209V110ZM215 109H217V108H215ZM27 110V111H26ZM45 110V109H44ZM49 110L50 109H48V113L49 114H51L50 112H49ZM84 110H86V108H84ZM122 110V109H121ZM120 110V111H121ZM127 110H129V109H127ZM132 110V109H131ZM140 110V109H139ZM142 110H143V107H142ZM158 110V109H157ZM161 110V109H160ZM46 111V110H45ZM126 111V110H125ZM145 111V110H144ZM149 111V110H148ZM166 111V110H165ZM168 111V110H167ZM189 111V110H188ZM204 111V110H203ZM211 111V110H210ZM41 111H39L38 113H40ZM67 112V111H66ZM83 112V111H82ZM91 112V111H90ZM146 112V111H145ZM144 112V113H145ZM150 112V111H149ZM161 112V111H160ZM171 112V111H170ZM185 112H187V111H185ZM46 113V112H45ZM53 113H55V112H53ZM65 113V112H64ZM80 113V112H79ZM84 113V112H83ZM119 113V112H118ZM144 113H142V114H144ZM209 113V112H208ZM212 113V112H211ZM219 113V112H218ZM28 114V113H27ZM26 114V115H27ZM30 114V113H29ZM44 113L42 112V115H43ZM55 114H57L58 115V113H55ZM71 114V113H70ZM146 114V113H145ZM150 114V113H149ZM165 113H163V115H164ZM200 114V113H199ZM204 114V113H203ZM206 114V113H205ZM31 115V114H30ZM33 115H35L34 113L32 114V116ZM38 115V114H37ZM41 114L40 115H38L39 116V120H41V122H44V117H46V116H44L42 119H40L41 117L40 116H42ZM46 115H47V113H46ZM56 115V116H57ZM83 115H85V113L83 114ZM128 115V114H127ZM138 115H139V113H138ZM141 115V114H140ZM160 115V114H159ZM187 115V114H186ZM189 115H190V113H189ZM213 115V114H212ZM220 115V114H219ZM36 116V115H35ZM80 116H82V114H80ZM80 116H79V118H80ZM142 116V115H141ZM165 116V115H164ZM180 116V115H179ZM210 116V115H209ZM51 117V116H50ZM144 117V116H143ZM143 117H141V118H143ZM146 117H148V120L150 119L149 118V116H146ZM162 117V116H161ZM202 117H203V115H202ZM219 117H221V116H219ZM36 118H37V116H36ZM49 118V117H48ZM73 118V117H72ZM79 118L77 119L78 121H79ZM157 118V117H156ZM159 118H160V116H159ZM183 118H185V116L183 117ZM31 119V118H30ZM33 119L35 120V117L33 116ZM37 119V120H38ZM46 119V118H45ZM53 119H54V117H53ZM65 119V118H64ZM67 119V118H66ZM65 119V120H66ZM103 119V118H102ZM139 120H140V118H138ZM144 120H145V118H143ZM162 119V118H161ZM43 120V121H42ZM49 120V119H48ZM55 120V119H54ZM60 120V119H59ZM82 120H83V117H82ZM142 120V119H141ZM180 120V119H179ZM186 120V119H185ZM29 122L30 121H32L33 122V120H28ZM50 121V120H49ZM67 121V120H66ZM158 121V120H157ZM162 121H164V120H162ZM177 121V120H176ZM181 121H182V117H181ZM184 121V120H183ZM199 120H197V122H198ZM205 121V120H204ZM31 122V123H32ZM34 122H37V121H34ZM33 122V123H34ZM40 122V123H41ZM60 122V121H59ZM82 122H84V121H82ZM104 122V121H103ZM147 122V120L145 121V123ZM149 122V121H148ZM150 122H151V120H150ZM146 123V124H151V123ZM161 122V121H160ZM201 122V121H200ZM199 122V123H200ZM217 122V121H216ZM56 123H57V121H56ZM62 123H65V122H60V126H61V124ZM76 123V122H75ZM144 123V125H146ZM153 123V122H152ZM157 123H159V122H157ZM165 123H167V122H165ZM181 123V122H180ZM203 123V122H202ZM220 123L221 122H219V125H220ZM43 124V123H42ZM42 124H40V125H42ZM141 124H143V120H142V123ZM197 124V123H196ZM218 124V123H217ZM25 125H24V128H25ZM46 125H47V123H46ZM77 125V124H76ZM147 125V126H148ZM152 125V124H151ZM151 125H149L150 126V128H149V130L150 129H152L153 127V125L151 126ZM181 125V124H180ZM207 125V124H206ZM0 126H1V124H0ZM43 126V128L44 127H46V126H44V124L42 125ZM42 126H40V127H42ZM86 126V125H85ZM221 126V125H220ZM3 126H1L0 127V130H1V128H2ZM7 127H3V129H7ZM47 127H48V125H47ZM56 127H58V126H56ZM144 127V126H143ZM152 127V128H151ZM169 127V126H168ZM183 127H184V124H183ZM226 127V126H225ZM42 128V129H43ZM48 128H50V126L48 127ZM79 128H81V127H79ZM85 128V127H84ZM90 128V127H89ZM131 128V127H130ZM148 128V127H147ZM165 128H167L166 126H165ZM173 128V127H172ZM174 128H176V127H174ZM194 128H195V126H194ZM9 130H10V128H8ZM7 129V131H9ZM22 129V128H21ZM27 129V128H26ZM40 129V128H39ZM54 129V128H53ZM144 129H146V128H144ZM143 129V130H144ZM12 130V131H13ZM23 130V132H26L24 129H22ZM35 130V129H34ZM34 130L32 129V131L34 132ZM44 130V129H43ZM55 130H57V129H55ZM54 130V131H55ZM59 130V129H58ZM61 130V129H60ZM75 130H76V128H75ZM80 130V129H79ZM101 130V129H100ZM106 130V129H105ZM140 130H142L140 127H139V131ZM142 130V131H143ZM165 130V129H164ZM173 130V129H172ZM205 130V129H204ZM203 130V131H204ZM49 131H50V129H49ZM48 131V132H49ZM66 131V130H65ZM69 131H72V130H70L69 129ZM151 131V130H150ZM184 131V130H183ZM194 131V130H193ZM192 131V132H193ZM198 131V130H197ZM6 132V131H5ZM21 132V131H20ZM30 133H31V136H33L34 134H33V132H31V131H29ZM43 133H46V132H44V131H42ZM58 132V131H57ZM63 132V131H62ZM148 131L146 130V132H145V137L147 136L146 135V133H147ZM152 132H154V131H152ZM199 132V131H198ZM9 133H10V136H11V133H13V134H15L14 133V131L13 132H10L9 131ZM30 133H27L26 132V134H29L30 135ZM50 133V132H49ZM65 133H67V132H65ZM107 133V132H106ZM142 133V132H141ZM141 133H140V135H141ZM150 133V132H149ZM168 133H169V130H168ZM171 133V132H170ZM194 133V132H193ZM192 133V134H193ZM205 133H206V131H205ZM1 134V133H0ZM3 134H5V133H3ZM12 134V135H13ZM18 135H20L19 133H17ZM17 134H15L16 136H18ZM25 134V135H26ZM33 134V135H32ZM38 134V133H37ZM56 136L58 135V134H56V133H54ZM61 134V133H60ZM68 134H70L69 132H68ZM167 134V133H166ZM198 134V133H197ZM46 135H48V134H46ZM45 135V136H46ZM53 135V134H52ZM72 135V134H71ZM107 135V134H106ZM143 135H144V133H143ZM168 135V134H167ZM201 135V134H200ZM208 135V134H207ZM14 136V135H13ZM16 136H14V137H16ZM21 136V135H20ZM39 136V135H38ZM62 136H63V133H62ZM202 136V135H201ZM205 136V135H204ZM3 137H8L7 136V134H5V136H3ZM19 137V136H18ZM15 138L16 140H20L19 138ZM52 137V136H51ZM133 137V136H132ZM143 137V136H142ZM148 137V136H147ZM152 137V136H151ZM156 136H154V138H155ZM158 137V136H157ZM157 137H156V139H157ZM170 137V136H169ZM197 137H199V136H197ZM211 137V136H210ZM13 138V137H12ZM24 138V137H23ZM34 138H36L35 136L34 137H31V139H33L32 140V142H34V144L33 145H35V146H32V147H37L36 146V144H38V143H36L35 144V142H36V140H34ZM43 138H47V137H42L41 139H43ZM50 137L48 136V139L47 140H49L50 141V139H49ZM52 138H54V136L52 137ZM153 138V137H152ZM182 138H183V136H182ZM192 138H193V136H192ZM27 138H25V140H26ZM58 139V140H57ZM56 139V141H62L61 139H59V138H57ZM94 139V138H93ZM195 139H198L199 140V138H196L195 137ZM15 140V141H16ZM24 140V141H25ZM28 140V139H27ZM38 140V139H37ZM95 140V139H94ZM143 140H146V139H144L143 138ZM150 140V139H149ZM171 140V139H170ZM1 141V140H0ZM24 141H22V142H24ZM31 141V140H30ZM74 141V140H73ZM88 141V140H87ZM90 141V140H89ZM151 141V140H150ZM155 141V140H154ZM157 141V140H156ZM160 141V140H159ZM185 141V140H184ZM192 141V140H191ZM194 141V140H193ZM246 141V140H245ZM29 142V141H28ZM143 142V141H142ZM195 142H198V141H195ZM195 142H194V144H195ZM17 143H19V142H17ZM49 143V142H48ZM61 143H63V142H61ZM103 143V142H102ZM110 143V142H109ZM115 143V142H114ZM113 143V144H114ZM157 144H158V142H156ZM155 143V144H156ZM219 143V142H218ZM55 144V143H54ZM59 144V143H58ZM143 144V143H142ZM146 144V143H145ZM151 144V143H150ZM193 144V143H192ZM197 144V143H196ZM206 144H208V143H206ZM216 144V143H215ZM18 145H21V144H18ZM30 145V144H29ZM28 145V146H29ZM43 145V144H42ZM48 145H50V143L48 144ZM110 145H112L111 143H110ZM110 145H108V147H110ZM114 145H117V143H115ZM147 145V144H146ZM182 145V144H181ZM198 145V144H197ZM7 147H8V145H6ZM22 146V148H24L25 146L24 145H21ZM45 146V145H44ZM55 147H57L58 145L57 144H55L54 145ZM60 146V145H59ZM69 146H71V145H69ZM113 146V145H112ZM143 146V145H142ZM159 146V145H158ZM157 146V147H158ZM172 146V145H171ZM185 146V145H184ZM191 146V145H190ZM214 146V145H213ZM219 146V145H218ZM31 147V146H30ZM40 147H42V146H40ZM39 147V148H40ZM113 147H115V146H113ZM176 147V146H175ZM175 147H173V148H171V150L173 149L174 150V148ZM196 147V146H195ZM252 147V146H251ZM9 148V147H8ZM38 148V147H37ZM52 148V147H51ZM50 148V149H51ZM164 148V147H163ZM194 148V146L193 147H191V148H189V150L190 149H193ZM216 148V147H215ZM214 148V149H215ZM243 148H245V147H243ZM253 148V147H252ZM263 148V147H262ZM27 149V148H26ZM82 149V148H81ZM80 148L77 150V151H79V150H81ZM115 149V148H114ZM145 149H146V147H145ZM148 150H150L151 149V147L150 148H147ZM161 149V148H160ZM170 149V148H169ZM169 149H167V150H169ZM180 149V148H179ZM195 149V148H194ZM220 149V148H219ZM248 149H250V148H248ZM11 150V149H10ZM52 150V149H51ZM60 149H58V151H59ZM64 150V149H63ZM213 150V149H212ZM217 150V149H216ZM215 150V151H216ZM244 150V149H243ZM6 151H8V149H6ZM37 151H38V149H37ZM76 151V152H77ZM107 151L109 152V151H111V149L109 148V149H107ZM113 151V150H112ZM112 151H111V153H112ZM143 151V150H142ZM159 151V150H158ZM161 151H162V149H161ZM199 151V150H198ZM214 151V152H215ZM3 152V151H2ZM9 152V151H8ZM29 152H30V150H29ZM56 152V151H55ZM81 152V154H82V151H80ZM107 152V153H108ZM147 152V151H146ZM151 152H152V150H151ZM150 152V153H151ZM203 152H204V150H203ZM249 152V151H248ZM250 152H251V150H250ZM26 153V152H25ZM40 153V152H39ZM53 153V152H52ZM74 153H75V151H74ZM74 153H71L72 154V156L74 155L75 156V154ZM110 153V152H109ZM110 153V154H111ZM150 153H148L149 155H150ZM162 153V152H161ZM160 153V154H161ZM167 153H168V151H167ZM180 153V152H179ZM252 153V152H251ZM250 153V154H251ZM9 154V153H8ZM31 154H32V152H31ZM30 154V155H31ZM37 154V153H36ZM50 154V153H49ZM54 154V156L55 157H57V153H53ZM80 154V155H81ZM156 154V153H155ZM168 154H170V152L168 153ZM172 154H173V152H172ZM190 153L188 152V155H189ZM255 154V153H254ZM253 154V155H254ZM10 156H11V153L9 154ZM18 155H20V154H18ZM39 155V154H38ZM69 155V154H68ZM127 155H128V152H127ZM154 155V154H153ZM162 155V154H161ZM160 155V156H161ZM176 155V154H175ZM191 155H193V153H191ZM239 155V154H238ZM244 155V154H243ZM32 156V155H31ZM72 156H70L71 157V159L70 160H66V158H64V161H61L62 159H60V157H58L59 158V160H55L54 158H53V160L51 161L50 160V162H48V161H37L36 160V162H35V159H34V161H33V163H32V166H30V168H31V172L33 173V178H34V180L36 181V185H37V187L42 191V195H43V198H44V200H45V203H46V206H47V209H48V213H49V221H50V225L49 226H54V228L55 229H57V231H58V236H59V242L62 244V242L63 241H65V239L67 238L68 239V242L66 241V243H67V245H68V243L69 244H71L72 245V247H71V249H72V252H73V250H75V248L73 247V246H75L76 245V247L77 246H80V244H82V243H85L86 241H87V239L90 237L89 236V233H90V229H89V227L87 226V220L85 219V215L83 214L84 213V209H85V211L86 210H88V206H89V202H88V200H87V197H88V195H90L89 194V192H88V189H89V187H88V185L89 184H87V182L89 183V181H86V179L88 178L87 176H90V175H92L93 177H98V176H100L102 173H101V170H97L95 167H93V169H91L92 167H90L87 163L85 164L84 162H72L71 160H73V158H72ZM76 156H77V153H76ZM75 156V157H76ZM101 156H102V154H101ZM171 156V155H170ZM178 156V155H177ZM186 156V155H185ZM210 156V155H209ZM212 156V155H211ZM226 156V155H225ZM242 156V155H241ZM240 156V157H241ZM62 157V156H61ZM91 157H93V156H91ZM109 157V156H108ZM149 157V156H148ZM147 157V158H148ZM153 157V156H152ZM179 157V156H178ZM193 157V160H194V155L193 156H191V158ZM43 158V157H42ZM63 158V157H62ZM122 158V157H121ZM155 158V157H154ZM162 158V157H161ZM173 158V157H172ZM171 158V159H172ZM176 159H177V157H175ZM180 158H181V156H180ZM234 158V157H233ZM33 159H31V161L33 160ZM51 159H52V157H51ZM102 159V158H101ZM104 159V158H103ZM123 159H125L124 157H123ZM152 159V158H151ZM158 159V158H157ZM179 159V158H178ZM182 159V158H181ZM198 159V158H197ZM243 159V158H242ZM91 160V159H90ZM100 160V159H99ZM116 160H117V158H116ZM133 160V159H132ZM155 160V159H154ZM183 160V159H182ZM196 160V159H195ZM194 160V161H195ZM216 160V159H215ZM228 160V159H227ZM75 161V160H74ZM104 161V160H103ZM148 161H150L149 160V158H148ZM163 161V160H162ZM185 161H187V160H185ZM189 161V160H188ZM91 163H92V161H90ZM89 162V163H90ZM150 162H152V161H150ZM149 162V163H150ZM100 163V162H99ZM103 164H104V162H102ZM163 163V162H162ZM179 162H178V160H177V162H176V164H178ZM184 163H187V162H184ZM210 163H213V162H210ZM239 163V162H238ZM152 164H155V163H151V165ZM182 164V166H183V163H181ZM180 164V165H181ZM189 164L191 165V162H189ZM206 164V163H205ZM156 165V164H155ZM179 165V164H178ZM187 165V164H186ZM201 165V164H200ZM211 165V164H210ZM215 165V164H214ZM234 165V164H233ZM102 166V165H101ZM104 166V165H103ZM111 165H109V167H110ZM114 166V165H113ZM164 167H166L165 166V164L163 165ZM205 166V165H204ZM14 167V166H13ZM90 167V168H89ZM118 167V166H117ZM155 167V166H154ZM160 167V166H159ZM175 167H178V166H175ZM215 167V166H214ZM246 167V166H245ZM116 168V167H115ZM162 168V167H161ZM180 168V167H179ZM184 169V166L183 167H181V169ZM194 168V167H193ZM213 168V167H212ZM220 168V167H219ZM230 168V167H229ZM107 169V168H106ZM111 169V168H110ZM156 169V168H155ZM172 169V168H171ZM182 169V170H183ZM206 169V168H205ZM158 170H160V169H158ZM162 170V169H161ZM164 170H166L165 168H164ZM184 170H186V169H184ZM183 170V171H184ZM237 171H238V169H236ZM111 171V170H110ZM163 171V170H162ZM187 171V170H186ZM215 171V170H214ZM227 171V170H226ZM252 171V170H251ZM105 172H107V171H105ZM152 172V171H151ZM155 172H156V170H155ZM203 172V171H202ZM210 172V171H209ZM255 172V171H254ZM110 173V172H109ZM153 173H154V171H153ZM159 173L161 174V172L159 171ZM193 173V172H192ZM244 173V172H243ZM247 173V172H246ZM246 173H245V175H246ZM117 174V173H116ZM156 174H157V172H156ZM195 174H196V172H195ZM194 174V175H195ZM204 174H205V172H204ZM240 174H242V172L240 173ZM158 175V174H157ZM157 175L156 176H154L155 178L157 177ZM175 174H173L172 173V176H174ZM180 175V174H179ZM179 175H177V177L179 176ZM215 175H216V173H215ZM237 175V174H236ZM111 176V175H110ZM115 176V175H114ZM159 176H161V175H159ZM166 176V175H165ZM213 176V175H212ZM240 176H242V175H240ZM244 176V175H243ZM243 176L241 177V179H240V182L242 181V178H243ZM163 177V176H162ZM161 177V178H162ZM199 177V176H198ZM234 177V176H233ZM173 178V177H172ZM181 178V177H180ZM253 178V177H252ZM251 178V179H252ZM89 179V178H88ZM92 179V178H91ZM160 179V178H159ZM175 179H176V176H175ZM174 178H173V181L175 180ZM178 179H179V177H178ZM183 179V178H182ZM182 179H180V183H179V187L178 188H176L175 187V189H177L176 190V192H178L179 191V193L181 192L179 189H181L182 190V192L183 193H185L184 192V190L186 189V184L188 183V182H192L193 183V181L192 180H190V181H187V183L185 184V181L183 180L182 181ZM223 179H225V178H223ZM227 179V178H226ZM235 179V178H234ZM246 179V178H245ZM256 179V178H255ZM116 180V179H115ZM120 180V179H119ZM124 182H123V184L122 185H120V187H119V193H118V195H119V200H121V197L123 196V202H127L126 200H127V195L129 194V191L131 190V186H132V184H133V181H129V182H125L127 179H126V177H124V179H122ZM158 180V179H157ZM177 180V179H176ZM198 181V180H197ZM217 181V180H216ZM216 181H213V183L214 182H216ZM224 181V180H223ZM229 181V180H228ZM243 181H245V180H243ZM247 181V180H246ZM261 181V180H260ZM112 182H113V179H112ZM158 183H159V186L161 187V186H164V185H162V184H160V182H159V180L157 181ZM196 182V181H195ZM211 182H212V180H211ZM237 182V181H236ZM176 183H178V180H177V182ZM197 184H199V183H201V181L198 183V182H196ZM212 183V184H213ZM217 183V182H216ZM243 183V182H242ZM248 183V182H247ZM254 183V182H253ZM91 184V183H90ZM190 185H191V183H189ZM196 184V185H197ZM218 184H219V182H218ZM230 184H232V183H230ZM229 184V185H230ZM236 184H238V183H236ZM244 184V183H243ZM242 184V185H243ZM256 184V183H255ZM165 185H167V183L165 184ZM200 185V184H199ZM206 185V184H205ZM216 185V184H215ZM220 185V184H219ZM249 185V184H248ZM97 186V185H96ZM95 186V187H96ZM157 186V185H156ZM192 186H193V184H192ZM201 186H204V185H202L201 184ZM234 186H235V184H234ZM236 186H238V185H236ZM235 186V187H236ZM250 186H252V185H250ZM112 187H113V185H112ZM158 187V186H157ZM165 187V186H164ZM164 187H162V188H164ZM168 187V186H167ZM210 187H211V189H212V186L210 185ZM215 187V186H214ZM217 187V186H216ZM245 187H246V185H245ZM244 187V188H245ZM263 187V186H262ZM208 188V187H207ZM227 188H229V187H227ZM238 188V187H237ZM236 188V189H237ZM239 188H240V186H239ZM249 188V187H248ZM260 188V187H259ZM95 189V188H94ZM96 189H97V187H96ZM95 189V190H96ZM168 189V188H167ZM167 189H163L164 190V193H163V195L165 194V193H167L165 190H167ZM197 189H199V188H197ZM223 189V188H222ZM234 189V188H233ZM263 189V188H262ZM91 190V189H90ZM93 190V189H92ZM160 190V189H159ZM195 190V188H194V186H193V191ZM215 190H216V188H215ZM224 190H225V187H224ZM230 190H232V189H230ZM230 190H228V192L230 191ZM240 190V189H239ZM109 191V190H108ZM211 191H213V190H211ZM227 191V190H226ZM259 191V190H258ZM94 192V191H93ZM117 192H118V188H117ZM159 192V191H158ZM194 192H198L197 190L196 191H194ZM193 192V193H194ZM205 192V191H204ZM228 192H226V194L228 193ZM249 192H251V191H249ZM109 193H110V191H109ZM150 193V192H149ZM188 193V192H187ZM243 193V192H242ZM255 193V192H254ZM258 193V192H257ZM26 194V193H25ZM136 194V193H135ZM134 194V195H135ZM172 194V193H171ZM230 194V193H229ZM250 194V193H249ZM249 194H247V192H246V195L248 196ZM97 195H99V194H97ZM133 195V196H134ZM138 195V194H137ZM173 195V194H172ZM218 195H221V193L219 194L218 193ZM222 195H224V194H222ZM242 195V194H241ZM129 197H130V195H128ZM166 196V195H165ZM164 196V197H165ZM196 196H197V193H196ZM205 196V195H204ZM216 196H217V194H216ZM233 196H234V194H233ZM236 196V195H235ZM240 196V195H239ZM243 196V195H242ZM252 196V195H251ZM94 197V196H93ZM146 197V196H145ZM167 198L169 197V196H166ZM206 197V196H205ZM218 197V196H217ZM221 197H223V196H221ZM236 197H238V195L236 196ZM118 198V197H117ZM158 198H160V197H158ZM170 198V197H169ZM179 198V197H178ZM187 198V197H186ZM225 198V197H224ZM231 198V197H230ZM229 198V200L231 201V199ZM234 198V197H233ZM146 199V198H145ZM181 199V198H180ZM179 199V200H180ZM237 199V198H236ZM239 199V198H238ZM253 199V198H252ZM263 199V198H262ZM91 200H93V198L91 199ZM160 200H162V199H160ZM167 200V199H166ZM182 201H183V199H181ZM181 200H180V202H181ZM215 200V199H214ZM217 200V199H216ZM219 200V199H218ZM217 200V201H218ZM220 200H222V199H220ZM259 200H261V198L259 199ZM164 201V200H163ZM234 201V200H233ZM240 201V200H239ZM246 202V200H243V202ZM248 201V200H247ZM254 201V200H253ZM117 202H118V200H117ZM165 202V201H164ZM168 202V200L166 201V203ZM171 202L172 201H170V204H171ZM196 202V201H195ZM195 202H193V203H195ZM228 202V201H227ZM237 202V200L235 201V203ZM256 202V201H255ZM258 202L259 201H257V205H258ZM178 203H179V201H178ZM186 203V201L184 202H182V204L184 205ZM193 203H191V202H189V204H191V209L190 210H192L191 211V213H193V211H196V209H193V207H195V206H193L192 207V205H193ZM228 203H230V202H228ZM241 203V202H240ZM247 203V202H246ZM260 203H261V201H260ZM115 204V203H114ZM119 204H121L120 202H119ZM144 202H142V203H140L139 201H137V202H135L134 203V205L136 206V214H134V215H132L129 219H128V221H127V223H125L124 225H122L121 227H132V231H131V229L129 230V232H132V233H134V232H136L135 231V229H133L134 227H136V225L135 224H137V223H139V224H141V218L143 217V213L146 211V207L144 206ZM161 204V203H160ZM169 203H167V205H170ZM181 204V205H182ZM216 204V203H215ZM253 204V203H252ZM165 205V204H164ZM174 205V204H173ZM173 205H172V208H173ZM205 206H206V204H204ZM228 205V204H227ZM231 205V204H230ZM237 205V204H236ZM235 205V206H236ZM253 205H256V203L255 204H253ZM127 206V205H126ZM166 206V205H165ZM211 206V205H210ZM229 206V205H228ZM239 206V205H238ZM242 206V205H241ZM177 207V206H176ZM184 207V206H183ZM212 207H214V206H212ZM226 207V206H225ZM224 207V208H225ZM244 207V206H243ZM246 207H248V206H246ZM261 207V206H260ZM123 208V207H122ZM122 208H121V206H119V211L120 212H122ZM167 208V206L165 207V209ZM170 208V206H168V209ZM174 208H175V206H174ZM173 208V209H174ZM186 208V209H185ZM185 208H184V210H186V212L189 210L188 208H187V206L185 205ZM210 208V207H209ZM233 208H235V207H233ZM242 208V207H241ZM245 208V207H244ZM39 209H40V207H39ZM129 209V208H128ZM188 209V210H187ZM215 209H217L216 207H215ZM214 209V210H215ZM227 209V208H226ZM256 209V208H255ZM263 209V208H262ZM190 210H189V212H190ZM212 210V209H211ZM228 210V209H227ZM241 210V209H240ZM40 211V210H39ZM170 211V210H169ZM172 211V210H171ZM170 211V212H171ZM202 211V210H201ZM203 211H205L204 209H203ZM216 211V210H215ZM244 211H246L245 209H244ZM254 211H256V210H254ZM262 211V210H261ZM104 212H106L107 213V209H106V211H103V213ZM178 212H179V210H178ZM182 212H183V210H182ZM185 212V211H184ZM214 212V211H213ZM73 213H75L76 215L74 216V214ZM106 213H104L105 215H106ZM172 213H174V211H172ZM191 213L189 214V215H191ZM195 213V212H194ZM193 213V215H195L196 216V213L194 214ZM205 213V212H204ZM262 213H264V212H262ZM261 213V214H262ZM101 214H102V212H101ZM179 214V213H178ZM236 214V213H235ZM247 214V213H246ZM90 215V214H89ZM172 215V214H171ZM171 215H169L170 217H171ZM218 215V214H217ZM238 215H239V213H238ZM264 215V214H263ZM262 215V216H263ZM20 217L22 216V215H19ZM87 216V215H86ZM102 216V215H101ZM169 216H167V217H169ZM173 216V215H172ZM180 216V215H179ZM179 216H178V218H179ZM185 216V215H184ZM205 214L204 215H202V217L203 218H199L200 220L199 221H201V220H205V221H207L206 219H210V218H205ZM215 216V215H214ZM223 216H225V217H227L226 215H223ZM234 216V215H233ZM232 216V217H233ZM240 216V215H239ZM241 216H242V214H241ZM255 216V215H254ZM253 216V217H254ZM256 216H258V215H256ZM252 217L251 219H256V220H258V218L257 217ZM9 217V216H8ZM41 217V216H40ZM207 217H209V216H207ZM231 217V218H232ZM248 217V216H247ZM192 218H196V217H192ZM192 218H190V219H186V221L187 222H189V223H193L194 222V219H192ZM228 218V217H227ZM235 218V217H234ZM19 219V218H18ZM108 219V218H107ZM236 219V218H235ZM262 219H264V216H263V218ZM2 220H5V219H2ZM1 220V221H2ZM175 220V219H174ZM180 220V219H179ZM255 220V221H256ZM25 221V220H24ZM210 221V220H209ZM214 221V220H213ZM250 221L251 220H249V223H250ZM253 221V220H252ZM264 222V220H261V222ZM3 222H5V221H3ZM17 222V221H16ZM22 222V221H21ZM145 222V221H144ZM179 222V221H178ZM216 222H218V221H216ZM231 223H232V221H230ZM234 222V221H233ZM248 222V221H247ZM257 222H259V221H257ZM262 222V223H263ZM14 223V222H13ZM18 223H19V221H18ZM199 223H201L202 224V226H205V225H207V224H205V225H203V223L202 222H199ZM206 223V222H205ZM208 223V222H207ZM220 223V222H219ZM92 224V223H91ZM97 224V223H96ZM112 224V223H111ZM247 224V223H246ZM252 224H257V223H253L252 222ZM259 224V223H258ZM257 224V225H258ZM261 224V223H260ZM259 224V226L261 227V226H264V224L263 225H260ZM14 225H15V227H16V223H14ZM20 225V224H19ZM141 225H143V224H141ZM193 225V224H192ZM211 225V224H210ZM223 225H225V224H223ZM233 225V224H232ZM232 225H231V228H232V230H233V227H232ZM257 225H255V226H257ZM12 226V225H11ZM45 226V225H44ZM111 226V225H110ZM195 228H197V229H200L201 230V228H202V226L201 225H198V224H194L193 225ZM221 226V225H220ZM226 226V225H225ZM225 226L223 227V228H225ZM238 226V225H237ZM236 226V227H237ZM249 226V225H248ZM251 226V225H250ZM249 226V230L251 231V229H253L254 227H253V225L250 227ZM18 227V226H17ZM20 227H21V225H20ZM193 227V228H194ZM210 227V226H209ZM217 227V226H216ZM219 227V226H218ZM229 227V226H228ZM235 227V228H236ZM241 227H242V225H241ZM260 227H257V229H259L260 230ZM12 228V230L11 231H13V233L15 232V233H18L19 234V231H17V229H15V231L13 230V227H11ZM49 228V227H48ZM213 228V227H212ZM211 228V229H212ZM221 228V227H220ZM247 228V225L245 226V228H244V226L242 227V229L239 227V229H241V231L240 232H242V236H244V237H249V234H250V232L247 230V233H248V235L247 236H245L246 234H245V231H242L243 229L245 230ZM251 228V229H250ZM21 229V228H20ZM25 228H23V230H24ZM107 229V228H106ZM124 229H126V228H124ZM203 229V228H202ZM204 229H209L208 227H205ZM261 229H262V227H261ZM27 230V229H26ZM142 230L143 229H141V232H142ZM210 230V229H209ZM208 230V231H209ZM214 231V233H213V235L215 234V233H217L216 231H215V227H214V229H213ZM223 230H225V229H223ZM254 230H256V227H255V229H253L252 230V232H254ZM264 230V229H263ZM10 231V232H11ZM47 231V230H46ZM122 231H124V230H122ZM139 231V230H138ZM207 231V232H208ZM234 231H235V229H234ZM239 231V230H238ZM260 231H262V230H260ZM259 231V232H260ZM23 232V231H22ZM21 232V233H22ZM25 232V231H24ZM203 232H204V230H203ZM231 231H230V229H229V233H230ZM258 232V231H257ZM258 232V233H259ZM13 233H11L12 235H13ZM26 233V232H25ZM29 233H30V231H29ZM48 233V232H47ZM120 233V232H119ZM119 233H118V236H119V238H121V237H124V236H126L127 235V233L126 232H121L120 233V235H119ZM218 233H220L219 231H218ZM260 233H263V232H260ZM18 234H16V235H18ZM31 234V233H30ZM138 234H139V232H138ZM212 234V233H211ZM226 234H228V233H226ZM234 234V233H233ZM238 234H240L239 232H238ZM245 234V235H244ZM252 234V233H251ZM255 234H256V232H255ZM2 235V234H1ZM15 235V234H14ZM54 235V234H53ZM52 235V236H53ZM198 235V234H197ZM216 235H218V234H216ZM236 235V236H235ZM252 235H254V234H252ZM251 235V237H253V238H251L250 240H253V241H255L256 239H255V237L257 236L258 238H260L259 236H258V234H256V235H254V236H252ZM261 235H263V237H261V238H264V234H261ZM52 236H50V237H52ZM220 236H223V233H222V235L220 234ZM228 236H232V235H227V237ZM105 237V236H104ZM137 237V236H136ZM208 237V236H207ZM209 237H210V235H209ZM212 237V236H211ZM213 237H215V236H213ZM224 237H226V235H224L223 236V238ZM233 237V236H232ZM240 237H241V235H240ZM53 238V237H52ZM106 238V237H105ZM113 238V237H112ZM133 238V237H132ZM217 237H215V239H216ZM221 238V237H220ZM237 238V234H234V238H232V240L233 239H236ZM241 238H243V237H241ZM240 238V239H241ZM1 239H2V237H1ZM0 239V240H1ZM66 239V240H67ZM128 239V238H127ZM130 239V238H129ZM129 239H128V243H129ZM179 239V238H178ZM200 239V238H199ZM219 239V238H218ZM225 239H227V238H225ZM224 239V240H225ZM247 240V238H244V240ZM255 239V240H254ZM11 240V239H10ZM10 240H8V242H7V240L5 241L6 242V244L7 243H9V241ZM12 240H13V238H12ZM15 240H16V238H15ZM133 240H134V238H133ZM180 240V239H179ZM211 240H213L214 241V239H210V241ZM237 241H235V242H237V243H239L238 242V238L236 239ZM249 240V239H248ZM3 241V240H2ZM52 241H54V240H52ZM107 241H108V238H107ZM122 241H124V240H121V243H122ZM127 241V240H126ZM220 241H221V243H222V240L220 239ZM259 241H260V239H259ZM5 242H2V243H5ZM56 242V241H55ZM109 242V241H108ZM132 243L134 242V241H131ZM143 242V241H142ZM142 242H141V244H142ZM214 242H216V241H214ZM230 243V245L233 243V244H235L234 243V240L233 241H229ZM243 242V243H242ZM244 242L245 241H242V239H241V242L239 243L240 244V247H241V245H242V248H240L239 247V249H238V245H233V247H230V248H234V246H236L237 247V250H246V249H248L249 250V248L251 247H253V246H247L246 244H244ZM250 242V241H249ZM257 242V241H256ZM1 243V244H2ZM64 244H66L65 242H63ZM120 243V244H121ZM180 243V242H179ZM216 243H218V242H216ZM216 243H215V245H216ZM225 243V242H224ZM242 243V244H241ZM251 243H255V242H251ZM251 243H248V241H247V244L249 245V244H251ZM263 243V242H262ZM209 244H210V242H209ZM212 244V243H211ZM210 244V245H211ZM214 244V243H213ZM223 244V243H222ZM55 245V244H54ZM85 245V244H84ZM111 245V244H110ZM143 245V244H142ZM225 245V244H224ZM244 245H246V248H245V246ZM252 245V244H251ZM261 245V244H260ZM61 246V245H60ZM58 247V248H61V247ZM66 246V245H65ZM219 246V245H218ZM232 246V245H231ZM14 247V246H13ZM62 247H64L63 245H62ZM85 247V246H84ZM211 247H212V245H211ZM216 247H217V245H216ZM221 247V246H220ZM219 247V248H220ZM249 247V248H248ZM257 247V246H256ZM259 247V246H258ZM263 247H264V245H263ZM3 248V247H2ZM56 248H57V245H56ZM55 248V249H56ZM70 247H68V249H69ZM255 248V247H254ZM12 249V248H11ZM14 249V248H13ZM66 249H67V246H66ZM67 249V250H68ZM208 249V248H207ZM263 249V248H262ZM59 250V249H58ZM58 250H56V251H54V252H57ZM67 250H64V248L62 249L61 248V251H62V253L64 254L65 252L67 253L68 251ZM76 250H77V248H76ZM75 250V251H76ZM109 250V249H108ZM232 250V249H231ZM244 250V251H245ZM251 250V249H250ZM65 251V252H64ZM79 250H77L76 252H77V254L78 253H80V252H78ZM99 251V250H98ZM213 251H215V249L213 250ZM222 251V250H221ZM220 251V252H221ZM244 251H240L239 253H243V254H245L244 253ZM247 251V250H246ZM60 252V251H59ZM75 252V253H76ZM84 252V251H83ZM188 252V251H187ZM224 252V251H223ZM229 252H231V251H229ZM233 252H236L235 251V248H234V250H232V252H231V254H234ZM255 252V251H254ZM257 252V251H256ZM7 253V252H6ZM70 253V252H69ZM137 253V252H136ZM238 252H236L234 255H236ZM250 253H252V251L250 252ZM53 254V253H52ZM57 254V253H56ZM98 256H100V253L98 252ZM216 254V253H215ZM242 254V255H243ZM246 254H248V251H247V253ZM1 255V254H0ZM7 255V254H6ZM55 255V254H54ZM64 255H66L65 257H67L68 255L67 254H64ZM80 255V254H79ZM92 255L93 254H91V258H92ZM187 255V254H186ZM190 255V254H189ZM233 255V256H234ZM238 255V254H237ZM236 255V256H237ZM249 255V254H248ZM254 255H256V254H254ZM51 256H53V255H51ZM55 256H57V255H55ZM90 256V255H89ZM88 256V257H89ZM211 256V255H210ZM235 256V257H236ZM262 256V255H261ZM54 257V256H53ZM53 257L51 258V260H53ZM61 257V256H60ZM72 257V256H71ZM186 257V256H185ZM243 257V256H242ZM241 257V258H242ZM246 257V256H245ZM254 257V256H253ZM258 257V256H257ZM257 257H255V258H252V259H254L253 261L255 262V260H256V258ZM260 257V256H259ZM258 257V258H259ZM264 257V256H263ZM63 258V257H62ZM68 258H70V256H68ZM77 258H79V257H77ZM219 256H218V260H219ZM241 258L240 259H238V262H237V264H241V262H242V260H241ZM3 259H5V258H2L1 260H3ZM61 259V258H60ZM67 259V258H66ZM90 259V258H89ZM88 259V260H89ZM147 259H148V257H147ZM211 259H212V257H211ZM220 259H222V258H220ZM230 259V258H229ZM242 259H244V257L242 258ZM247 259V258H246ZM249 259H250V257H249ZM68 260V259H67ZM69 260H71L69 263H72L73 261L72 260H75L76 261V259H69ZM68 260V261H69ZM79 260H80V258H79ZM83 260V259H82ZM232 260V259H231ZM241 260V262L239 263V261ZM74 261V262H75ZM144 261V260H143ZM216 261H217V259H216ZM223 261V260H222ZM229 261V260H228ZM234 263L236 264V261L237 260H235L234 259ZM52 261H50V263H51ZM72 263V264H75V263ZM183 262V261H182ZM201 262H202V259H201ZM200 262V263H201ZM203 262H204V260H203ZM214 262V261H213ZM223 262H225V261H223ZM243 264H246L245 262H246V260L244 259L243 260ZM247 262H248V260H247ZM258 262V261H257ZM260 262V261H259ZM263 262V261H262ZM61 263H62V261H61ZM205 263V262H204ZM219 263H221L220 261H219ZM56 264V263H55ZM60 264V263H59ZM186 264V263H185ZM202 264V263H201ZM226 264H232V262L230 263V262H226ZM247 264H249V262L247 263ZM253 264V263H252ZM257 264V263H256Z\"/></svg>",
    "mask_w": 264,
    "mask_h": 264
}]
</instances>
